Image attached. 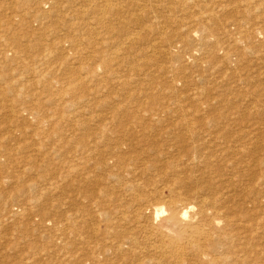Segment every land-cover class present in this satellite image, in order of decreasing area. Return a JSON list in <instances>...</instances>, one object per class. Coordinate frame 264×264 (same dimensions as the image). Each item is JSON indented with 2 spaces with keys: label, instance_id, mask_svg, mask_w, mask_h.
<instances>
[{
  "label": "rangeland",
  "instance_id": "rangeland-1",
  "mask_svg": "<svg viewBox=\"0 0 264 264\" xmlns=\"http://www.w3.org/2000/svg\"><path fill=\"white\" fill-rule=\"evenodd\" d=\"M0 0V264H119L120 262H122L123 264H127L129 262H127L126 260H122V257L120 256L119 254V251L117 250H114L113 251V248L112 249H109V250H104L105 249V246L106 245H109L110 243V240L108 239V242L106 240H103V236L100 235V234H95V236H93L94 234L92 233V231H94L93 229V225L92 223L95 222L93 219L92 216H88L86 214H81V213H87V210L91 207L90 205L93 203V201H95V197L96 196H99L97 197V200L95 201L97 203V205L100 204V202L104 199L106 200V202L102 201V203H107L106 206H107V210H110L112 211L111 213V216L113 215V219L111 217V220H108L105 221L103 220L102 218H100L101 220H103V222H100V224H98V229L100 232H102L101 230L104 228V226L106 225L105 222L108 224V227H113L114 229L120 227L121 230L122 229H126L128 225H131V224H134V221H129L131 220L132 218H134L135 214H136V210L135 208L138 210V221L144 223V222H149L147 219L149 217H151L153 215V211H154V206H155V203H158V204H162V205H165L166 209L169 208V200L176 198V196H172L171 193H174L178 190V191H181L183 194L186 195V193H188V191H190V193L192 191V195H196L198 196V194H200V196H205L206 195H209L208 193H210V191H212V188H214V192H211L210 194L212 193H216L218 191L224 193L225 190L228 191V193L231 194V192L233 193V189L236 191L233 193V196L234 198L230 197L226 203H228L229 207H230V210L232 213L231 214H239L240 218L241 219H246L247 217L251 220L252 219V222L249 223V227L251 228H247L248 231L250 232V235H249V238H250V241H249V245L250 243L252 245H254V250H257L259 251L258 255L256 256V261L255 262H251L249 261V258L243 256L239 259H235L236 262L235 264H264V86H262L264 84V69H262V67L264 68V50L262 51V53H257L256 55H254L253 53L254 52H249L251 54H248V51L245 50L246 53H243V49H241L242 45L240 44L239 42V35L236 33L237 31V25L236 23L238 24V21H239V18H241V16L243 15V13H240L239 10H240V7H243L247 5H253L252 3H256V2H260V1H263V0H246V1H242V0H208L206 1L205 0V3L209 6H206L205 9H204V18L203 21L201 22H198L197 21H193L192 23L188 22L186 24H183L181 26V28H179L181 34H186V29H188L189 31V35L191 34V37L194 38V43H193V40L190 42L189 41V37H187V39L185 38L183 40V38H180L178 37L179 39H181V41H183L185 44H183V42L181 44L182 47L184 46V50L181 49V44L179 46V48H173L170 50V46H169V43H164V42H161V38H160V35L159 34H163V33H166V34H169L171 35V38L174 39L172 41H178L179 39H176L175 37L173 36H181V35H178L177 33H179V31L176 30V33H175V29L180 27V25H176V23H169L167 24L168 26H166L167 28H165V26L163 25H159V23H157V21L155 20H148L147 16H144L142 18V22H140V24L138 23V21H132V20H125V21H122V20H119L116 15L118 13L119 10H117L118 8H116L115 6L117 5L118 2H115L116 0H111V4L108 5L107 7H105V12L103 13L102 10H100L103 14L106 15V18L105 16L103 17V14H101L100 16L103 17L104 21H96L98 22L101 26H105V27H101L99 24H96V25H92L90 23H86L88 20L87 17L89 14H82V18L78 15V14H81L83 12H85V10H90L91 11H97V13L99 12L97 9L95 10L94 8L92 9H88V8H81L79 9L80 7H84V6H80V4H69L68 1H61L60 4H56V5H51V4H46V3H43V4H40V3H36L38 0ZM28 1V2H27ZM33 1V3H32ZM161 1V2H160ZM166 1V2H165ZM170 1V0H168ZM177 1V0H176ZM175 0H172V2H170V5H172L173 7H176V9H179L181 10V8H178V7H181L182 6V9L186 8L187 11L191 10L193 12H196L199 10L198 6L197 5H194L195 1L197 2V0L193 1L192 3V0H178L177 2H180V3H176ZM184 1V3L182 2ZM191 1V2H190ZM78 2V1H77ZM163 2H164V5L165 3H167L169 5V3L167 2V0H153V3L155 4H158L157 7H158V11H163L164 9L163 8ZM175 2V4H174ZM244 2V3H243ZM27 5H26V4ZM31 3V5H30ZM64 5H63V4ZM68 3V4H67ZM113 3H114V6H113ZM172 3V4H171ZM186 3V4H185ZM166 4V6L168 7V5ZM180 6H179V5ZM183 4V5H182ZM205 4V5H206ZM60 5V6H59ZM61 5L63 7H61ZM69 6V7H66V6ZM75 5V6H74ZM162 5V6H160ZM188 6V7H183V6ZM247 5V6H248ZM59 6V7H58ZM78 6V7H76ZM89 6V5H88ZM112 6V7H111ZM118 6V5H117ZM222 6V7H221ZM264 6V5H263ZM65 7V9H64ZM75 7V8H74ZM87 7V5H86ZM191 7V9H190ZM46 9V8H49L46 9V10H42V9ZM54 8V9H52ZM58 8V9H57ZM69 8V9H68ZM198 8V9H197ZM218 8V9H216ZM224 8V9H223ZM263 9V7H261ZM260 8V9H261ZM52 9V10H51ZM57 9V10H55ZM79 9L80 12L83 11V12H79ZM109 9V10H108ZM161 9V10H159ZM197 9V10H196ZM210 9V10H208ZM238 9V10H237ZM27 10V11H26ZM41 10V12L39 11ZM64 12H67L68 10H71V11H68V12H71V13H64ZM167 10V8L165 9ZM206 10V11H205ZM223 10V11H222ZM26 11V12H25ZM49 12L47 14V12ZM109 11V13L107 12ZM116 11V12H115ZM137 11V10H136ZM190 11V12H191ZM208 11L210 13V15L212 16V18H210L208 15ZM221 13H220V12ZM36 12V13H35ZM53 12V13H51ZM62 12L65 14L63 15ZM77 12V13H76ZM120 12V11H119ZM216 12H217V15H216ZM238 12V13H237ZM246 12H250V11H245V14L244 16H248L247 14L249 13H246ZM253 12L254 14L256 12L254 11H251ZM43 13V14H42ZM51 13V14H50ZM61 13V14H60ZM76 13V14H75ZM192 13V12H191ZM213 13V14H212ZM219 13V14H218ZM68 14V15H67ZM70 14V15H69ZM72 14V15H71ZM76 16H75V15ZM108 14L109 16H111L109 18L110 22L108 21ZM113 14V15H112ZM179 14V12L177 13ZM181 14V12H180ZM208 14V15H207ZM221 14V15H220ZM240 14V15H239ZM36 15V16H35ZM41 15V16H40ZM46 15V16H45ZM55 15V16H54ZM57 15V16H56ZM62 18V21L59 20ZM77 15L79 17H77ZM240 17H239V16ZM250 15V14H249ZM43 16V17H42ZM51 16V17H50ZM53 16V17H52ZM66 16V17H65ZM69 16V17H68ZM71 16V17H70ZM87 16V17H86ZM141 16H142V13H141ZM222 16V17H221ZM237 16V17H236ZM56 17V18H55ZM212 19V20H209V18ZM220 19H218V18ZM35 18V19H34ZM51 18V19H49ZM72 18V19H71ZM74 18V19H73ZM220 20L221 22H218ZM246 18H250V17H246ZM40 24L39 23V21ZM49 19V20H48ZM66 19V21H64ZM68 19V20H67ZM79 21H78V20ZM146 19V20H145ZM218 23L219 26H216L217 23ZM238 19V20H236ZM35 20V21H34ZM53 20V21H52ZM73 20V22H71ZM80 22V26L82 27H78L79 24L78 22ZM116 20V21H115ZM28 21V22H27ZM38 21V22H37ZM48 21V22H46ZM60 21V22H59ZM69 21L71 23H69ZM83 21V22H81ZM107 21V22H106ZM133 22V24H135L133 26L132 23H129V22ZM148 21V23H146ZM205 21V22H204ZM208 21V22H207ZM215 21V22H214ZM51 22V24L49 23ZM59 22V23H58ZM63 23V24H60V23ZM67 24H66V23ZM102 22V23H100ZM122 22V23H121ZM123 22H126L123 24ZM136 22V23H135ZM146 24H144V23ZM150 22V23H149ZM214 22V23H213ZM231 22V23H230ZM26 23V24H25ZM28 23V24H27ZM56 25H53L52 24H55ZM65 23V24H64ZM73 23V25H72ZM75 23V24H74ZM86 23V24H85ZM104 23V24H103ZM128 23V24H127ZM138 23V24H137ZM143 23V28H145V30L143 28L140 29V26L142 25ZM197 23V24H196ZM205 23V25L203 26L202 24ZM25 24V25H24ZM45 24V25H44ZM60 24V25H59ZM70 24V26H69ZM85 24V25H84ZM108 24V25H107ZM112 24V25H111ZM117 24V26L119 25V28L115 25ZM123 24V25H122ZM127 24V25H125ZM132 24V25H131ZM154 24V25H152ZM161 24V23H160ZM171 24V25H170ZM211 24V26H210ZM215 24V25H214ZM40 25L42 27H40ZM49 25V26H47ZM59 27H58V26ZM63 25V26H61ZM65 25V26H64ZM74 26L73 28L71 27ZM87 25V26H86ZM90 25V26H88ZM111 25V27H110ZM130 25V26H128ZM140 25V26H139ZM189 25V26H188ZM195 25H196V29L199 30L200 27V31H198V34L194 35L192 32L193 28L195 29ZM44 26V27H43ZM47 26V27H46ZM77 26V27H76ZM86 26V28H85ZM124 26V27H123ZM133 26V29H131ZM155 26H157L159 28V30L162 29L161 32H158L156 30H152ZM165 28H163V27ZM187 28H186V27ZM214 26V27H213ZM38 27L40 29H38ZM57 27V28H55ZM64 27V29H63ZM67 27V28H65ZM71 27V28H69ZM84 27V29H83ZM95 27V29H91ZM99 29H98V28ZM110 27V28H108ZM126 27L128 28V30L126 29ZM131 27V28H130ZM137 27V28H136ZM149 27V28H148ZM152 27V28H151ZM199 27V28H198ZM14 28V29H13ZM43 28V30H41ZM89 28V29H88ZM125 28V29H123ZM161 28V29H160ZM174 28V29H173ZM186 28V29H185ZM207 28V29H206ZM210 28V29H209ZM213 28V29H212ZM45 29V30H44ZM48 29L49 30V35L48 34V31L46 30ZM58 29V30H57ZM69 29V32H67V30ZM78 29V30H77ZM91 29V30H90ZM115 29H118V30H115ZM136 29V30H135ZM139 29V30H137ZM150 29V30H149ZM171 30V31H168ZM211 30V32L209 30ZM236 29V30H235ZM26 30V31H25ZM57 30V31H56ZM65 30V31H64ZM72 30V31H71ZM75 30V31H74ZM105 30H110V31H105ZM119 30H122V31H119ZM127 30V32H126ZM132 30V31H131ZM164 30V31H163ZM184 30V31H182ZM213 30V31H212ZM226 32V35L224 36L223 33ZM6 31V33H4ZM10 31V34H7L9 33ZM56 33H54V32ZM60 31L62 32H67V33H61ZM125 31V32H124ZM133 31L135 33H133ZM191 31V32H190ZM202 31V32H201ZM219 31V32H218ZM61 34H60V33ZM80 33V34H76V33ZM82 32V33H81ZM92 32V34H91ZM103 32V33H102ZM107 32V33H106ZM122 32V33H121ZM124 32V33H123ZM132 32V33H131ZM145 32V33H144ZM149 32V33H148ZM215 32H218V33H215ZM232 32V33H231ZM234 32V33H233ZM17 33V34H15ZM44 33V34H43ZM51 33H54V34H51ZM89 33V35H88ZM106 33V34H105ZM115 33V34H114ZM129 33V34H127ZM146 34V35H143V34ZM154 35L151 37V34ZM6 34V35H4ZM12 34H15L12 35ZM58 34V37L57 36H53V35H57ZM60 34V35H59ZM66 37H65V35ZM68 34V35H67ZM83 34V35H82ZM91 34V35H90ZM135 34V35H134ZM161 34V35H162ZM176 34V35H174ZM180 34V33H179ZM204 34V35H203ZM207 34H212L211 36H208L210 38H207L205 39L203 36H207ZM12 35V36H11ZM18 35V36H17ZM23 35L25 37H23ZM64 35V36H63ZM120 35V37H119ZM134 35V37H133ZM143 35V37H141ZM148 35L149 38L147 37ZM222 35V38L219 37ZM8 36V37H7ZM60 36V37H59ZM69 36V37H67ZM74 36V37H73ZM78 36V37H77ZM89 37L88 39H86L87 37ZM93 36V37H92ZM123 36V38H122ZM138 36V37H137ZM156 36V37H155ZM224 36V37H223ZM229 36H234V37H229ZM5 37V38H4ZM14 37H17V38H14ZM20 37V38H19ZM23 37V38H22ZM119 37V38H118ZM131 39H129V38ZM133 37V38H132ZM145 37V40H147V42L143 39ZM147 37V38H146ZM203 37V38H201ZM14 38V39H13ZM27 38V39H26ZM29 38V39H28ZM32 38V40L30 39ZM34 38V40H33ZM60 38V39H59ZM77 38V39H76ZM82 38L81 40H78ZM91 38V39H90ZM102 38V39H101ZM152 38V40H151ZM160 38V42H159V39ZM201 38V39H200ZM221 38V39H220ZM228 38L230 40H228ZM21 39V41L19 40ZM76 39V40H75ZM128 39V40H127ZM149 39V40H148ZM205 39V40H203ZM234 39V40H233ZM238 39V40H237ZM7 40V42H6ZM10 40V42L8 41ZM19 40V41H17ZM24 40V41H23ZM27 40V41H26ZM29 40V41H28ZM49 40V41H48ZM54 40V41H53ZM75 40V41H73ZM92 40V41H91ZM121 40V41H120ZM143 40V41H140ZM155 40V41H154ZM218 40V41H217ZM232 40V41H231ZM262 40V39H260ZM73 43H72V42ZM83 41V42H82ZM88 41V43H87ZM89 41H91L92 43H90ZM97 41V42H95ZM128 41H130L128 43ZM132 41V42H131ZM150 41V42H149ZM157 41V42H156ZM189 41V42H188ZM210 41V42H209ZM217 41V42H216ZM227 41V43H226ZM20 42H24V43H20ZM34 42V43H33ZM38 42V44L36 43ZM41 42H44L41 43ZM48 42V43H46ZM51 42V43H49ZM62 42V43H61ZM82 42V43H81ZM102 42V43H101ZM124 42V44H123ZM146 44H145V43ZM197 44H196V43ZM221 44H220V43ZM228 42L230 43V45L228 44ZM233 42V43H232ZM239 42V43H237ZM264 40L261 41L260 43L258 44H263L264 45ZM6 43H9L8 46ZM12 43V44H11ZM14 43H17V44H14ZM26 43V44H25ZM29 43V44H27ZM32 43V44H31ZM77 43V44H76ZM93 43H96L95 45ZM117 43V44H116ZM133 43V44H132ZM152 43V44H151ZM205 43V44H204ZM235 43V44H234ZM236 43L238 45H236ZM19 44V45H18ZM31 44V45H30ZM47 44V45H46ZM48 44L50 46H48ZM53 44V45H52ZM63 44V45H62ZM71 44V45H70ZM93 44V45H91ZM105 44V45H104ZM137 44V45H136ZM155 44V45H153ZM195 44V46L193 45ZM207 44V45H206ZM226 44V45H225ZM36 45V48H34ZM38 45V46H37ZM44 45L45 47L47 48H44ZM55 45L58 47L56 48ZM60 47H59V46ZM75 45V46H73ZM89 45V46H88ZM97 45V46H96ZM141 47H139V46ZM153 45V46H152ZM157 45V46H156ZM197 45V47H196ZM202 45V46H201ZM206 45V46H205ZM211 45V46H210ZM233 47H232V46ZM12 46V47H11ZM20 46V47H19ZM22 46V47H21ZM26 46V48H25ZM72 46V47H71ZM79 46L81 48H79ZM88 46V47H87ZM96 46V47H95ZM100 48L98 49L97 47ZM102 46V47H101ZM108 46L110 48H108ZM134 46V47H133ZM155 46V47H154ZM187 46V47H186ZM200 46V47H198ZM205 46V47H204ZM213 46V47H212ZM215 46V47H214ZM222 46L223 48H220ZM228 47V48H225ZM230 46V47H229ZM238 46V47H237ZM240 46V47H239ZM19 47V48H18ZM28 47V48H27ZM31 47V48H30ZM66 49H65V48ZM76 47V48H74ZM83 47V48H82ZM94 47V48H93ZM133 47V48H131ZM139 47V48H138ZM196 47V48H194ZM203 47V48H202ZM11 48V49H9ZM25 48V49H23ZM33 48V49H32ZM54 48V49H52ZM61 50H60V49ZM71 48V49H70ZM74 48V50L72 49ZM102 48H105V49H102ZM113 48V49H112ZM131 48V49H130ZM156 48V49H154ZM190 48V50H189ZM205 48V49H204ZM262 48V46H261ZM3 49V50H2ZM29 49V50H28ZM50 49V50H49ZM57 49V50H56ZM63 49V50H62ZM65 49V50H64ZM77 49L79 50H82L80 52L82 53H85V54H81L80 52H78L77 54ZM95 49V51H92V50ZM112 49V50H111ZM125 49V50H124ZM134 49V50H133ZM153 49V50H152ZM179 49V50H177ZM188 49V50H187ZM193 49V50H192ZM215 49V50H213ZM227 49V50H226ZM228 49H232L233 51L230 52L228 54ZM238 50L239 52L237 53ZM241 49V50H240ZM28 50V53H26V51ZM35 50V51H34ZM46 50V51H44ZM60 50V51H59ZM73 50V51H72ZM88 50V54L87 52H84ZM100 50V51H99ZM129 52H127V51ZM130 50L133 52H130ZM138 50V51H136ZM182 50V51H180ZM202 50V51H201ZM207 50V51H205ZM213 52H212V51ZM3 51V52H2ZM6 51V52H5ZM9 51V52H7ZM22 51V52H21ZM24 51V52H23ZM30 51V53H29ZM40 51V52H39ZM48 51V53L46 54V52ZM49 51H52L49 52ZM67 55L65 52H67ZM71 51V52H69ZM99 51V52H97ZM163 51V52H162ZM175 51V53H174ZM193 51V52H192ZM206 53H204V52ZM242 51V52H241ZM5 52V53H4ZM33 52V53H32ZM43 52V53H42ZM54 52V53H53ZM93 52V53H92ZM96 52V53H94ZM101 55H99V53H101ZM107 52V53H105ZM127 52V53H125ZM135 52V55L138 57L135 59V55H132L134 54ZM141 52V53H140ZM143 52V53H142ZM156 52V53H155ZM161 52V53H160ZM165 52V53H164ZM168 52V53H167ZM181 54H180V53ZM236 54H235V53ZM4 53V54H3ZM35 53V54H34ZM39 53V55H38ZM70 53V54H69ZM75 53V54H73ZM106 54L104 56V54ZM167 53V54H166ZM170 53L172 55H170ZM234 53V54H233ZM3 54V55H2ZM34 54V55H33ZM50 54V55H49ZM52 54V55H51ZM61 54V55H60ZM77 54V55H76ZM98 54V56L95 55ZM119 54V55H118ZM128 55L126 57V55ZM142 57H141V55ZM175 54L178 55V58H179V55H180V58H176L175 57ZM206 54V55H205ZM238 54V55H237ZM242 54V55H240ZM246 54V55H245ZM248 54V55H247ZM263 54V55H261ZM24 55L26 56V58L24 57ZM27 55H28V58H27ZM73 55V56H72ZM103 55V57H101ZM209 55V56H208ZM16 59H14L15 57ZM22 58H21V57ZM33 56V58H32ZM37 56V57H36ZM48 56V58H46ZM81 56V57H80ZM92 56V57H90ZM109 56V58H108ZM115 56V57H114ZM122 56V57H121ZM132 59H130V62L129 61V58L130 57ZM182 56V57H181ZM227 56V57H226ZM245 56V57H244ZM263 56V57H262ZM31 60H30V58ZM50 57V59H49ZM67 57V58H66ZM80 57V58H79ZM101 57V58H100ZM125 57L127 59H125ZM158 57V58H157ZM257 57H259L261 60L263 59V63L262 64H257L258 66H254L253 68L249 69L248 66L249 65H255L254 62H251L254 58L256 60H260V59H257ZM3 58V59H2ZM10 58V59H9ZM20 58L22 60H20ZM42 60H41V59ZM45 58V59H44ZM77 58L79 59L80 63H77L78 60ZM90 58V59H89ZM97 58V59H96ZM99 58V59H98ZM103 58V59H102ZM106 58L110 59V60H106ZM119 58V60H118ZM121 58V59H120ZM134 58V60H133ZM183 58V59H181ZM215 58V61L213 60ZM253 58V59H251ZM25 61H24V60ZM28 59V60H27ZM33 59H37V60H33ZM49 59V60H48ZM72 59V61H71ZM74 59V60H73ZM81 59V60H80ZM96 60V61H93ZM147 59V60H146ZM237 59V60H236ZM239 59H241V62L239 61ZM244 59V60H243ZM251 59V61H250ZM16 60V61H15ZM40 60V63H37L38 61ZM89 60H91L89 62ZM102 60V61H101ZM123 60V62H122ZM127 60V61H126ZM243 60V61H242ZM5 61V64H3ZM23 61V62H22ZM37 61V62H36ZM43 61V62H41ZM48 61H49V64H48ZM68 61V63H66ZM71 63H70V62ZM105 61V63L103 62ZM10 62V63H8ZM18 62V63H17ZM37 63V64H33V63ZM88 62V63H87ZM94 62V63H93ZM102 62V64H101ZM113 62V63H112ZM120 62V63H119ZM133 62H137L138 64H136L138 67L136 68V65L133 64ZM140 62V63H139ZM156 62V63H155ZM240 62V63H239ZM257 62V61H256ZM32 65H31V64ZM75 65H73V64ZM76 63V64H75ZM87 63V64H86ZM104 63V64H103ZM110 63V64H109ZM131 63V64H130ZM164 63V64H163ZM237 63V64H236ZM242 63V66H239L240 64ZM10 64V65H9ZM43 64H45V66L43 67ZM72 66H71V65ZM93 64V66H92ZM118 64L124 66V67H121L120 65L118 66ZM149 64V65H148ZM152 64V66L150 65ZM248 66H247V65ZM27 65V67H26ZM31 65V66H30ZM63 65V66H62ZM69 68H67L66 66ZM69 65V66H68ZM78 65V66H77ZM90 65V66H88ZM96 65L97 69L94 68V66ZM110 65V66H108ZM129 65V66H128ZM135 65V66H134ZM216 65L217 67L219 66L217 69H216ZM236 65V66H235ZM246 65V66H244ZM8 66V67H7ZM16 66V67H15ZM25 68H24V67ZM29 66L32 68V67H38V68H32L34 70H32L31 68H29ZM41 66V67H40ZM59 66V68H57ZM102 66V67H100ZM106 66V67H105ZM127 66V67H126ZM156 66V68H155ZM177 66V67H176ZM230 66V67H229ZM13 67L15 69H13ZM46 67V68H45ZM55 67V68H54ZM64 67V69L62 68ZM65 67L67 69H65ZM89 67V68H88ZM93 67V69L91 68ZM158 67V68H157ZM239 67V68H238ZM242 69H241V68ZM251 67V66H249ZM261 67V69L259 68ZM11 68V69H10ZM22 71H20L19 70ZM22 68V69H21ZM48 68V69H47ZM112 68V69H111ZM123 68V69H122ZM125 68V69H124ZM128 68V69H127ZM130 68V69H129ZM150 68V69H149ZM171 68H173L171 70ZM221 68V69H220ZM7 69V70H6ZM38 69V71H37ZM91 71H90V70ZM104 69V70H102ZM108 69V70H107ZM115 70V71H112V70ZM134 70V71H131ZM137 71H136V70ZM144 69H146V72ZM154 69V70H153ZM166 69V70H165ZM249 72H252V75L251 73ZM259 69V70H257ZM23 70H28L31 75H29V72L27 71H23ZM40 70V71H39ZM43 70V71H42ZM48 70V71H47ZM98 70V71H97ZM108 72V74H106V71ZM110 70V71H109ZM128 70V71H127ZM142 70V71H141ZM149 70V71H148ZM151 70V71H150ZM158 70V72H157ZM168 70V71H167ZM217 70V71H216ZM220 70V71H219ZM244 72V74L241 72ZM244 70V71H243ZM259 72L256 73L257 71ZM46 71V72H45ZM112 71V73H111ZM118 71V72H117ZM122 71H124L122 73ZM131 71V72H129ZM139 71V72H138ZM217 74H216V72ZM11 72V73H10ZM19 72V73H18ZM37 72V73H36ZM92 74H91V73ZM98 72V74H97ZM102 75H100V73ZM110 72V73H109ZM117 73L116 77L114 76L115 73ZM127 72V73H126ZM129 72V74H128ZM137 73L138 75H135L134 73ZM223 72V73H222ZM263 72V73H262ZM14 73V75H13ZM25 73V74H24ZM28 73V75H27ZM43 73H46L45 75H43ZM94 73V75H93ZM105 73V74H104ZM133 73V74H132ZM146 73V74H145ZM153 73V74H151ZM220 73V75H219ZM233 73V74H232ZM234 73H240V75H244V78H249V77H252L253 79H255L258 75H261L262 78L260 77H257L258 80L260 81L258 84L259 87H261V89L255 85L252 86V84L249 85V81H241L239 82L238 80L239 79H236L238 78L239 76L236 74L234 76ZM22 74V75H21ZM37 74L38 77H36L35 75ZM39 74V75H38ZM43 78L42 77V75ZM121 74H122V77H121ZM132 74V75H131ZM151 74V75H150ZM216 74V76H214ZM231 74V75H230ZM250 74V75H249ZM257 76H256V75ZM9 77H8V76ZM13 75V76H12ZM17 75L19 76H25V78L23 77H17ZM49 75V76H48ZM89 75V76H88ZM125 75V76H124ZM171 76L170 78V82L168 81V76ZM222 77H218V76H221ZM242 75V76H243ZM247 75V76H246ZM3 76H5L6 78H4ZM29 76V77H28ZM54 76V77H53ZM97 76V77H96ZM99 76V77H98ZM103 76V77H102ZM105 76V79H103ZM132 77V79H129L131 82V84L129 83V80L128 78ZM139 78H138V77ZM173 76V77H172ZM226 80H225V78ZM234 79H233V77ZM256 76V77H255ZM12 77V78H11ZM15 77V78H14ZM31 77V79H29ZM37 80H34L35 78ZM40 77V79H39ZM42 77V78H41ZM63 77V79H61ZM67 77V78H66ZM124 77V78H123ZM136 77V78H134ZM210 77V81L208 80ZM215 77V78H214ZM4 78V79H3ZM19 78V79H18ZM28 78V79H27ZM48 78V80H46ZM50 78V80H49ZM52 78V79H51ZM56 78H58L56 80ZM65 78V79H64ZM102 78V79H101ZM109 78V79H108ZM118 78V80L116 79ZM119 78L121 80H119ZM148 78V79H147ZM153 78V79H152ZM216 80H214V79ZM218 78V79H217ZM221 78V79H220ZM224 78V79H223ZM2 79V81H1ZM14 79V80H12ZM20 80L19 82L22 83L21 86L20 84H17L18 80ZM48 81V83L45 81ZM54 79V81H53ZM68 79V80H67ZM70 79V80H69ZM107 79V81H106ZM114 79V81H113ZM135 79V80H134ZM166 81H165V80ZM175 79V80H174ZM213 79V81H212ZM238 82V84L236 83V80ZM31 80V81H30ZM34 80V81H33ZM52 80V83L50 84ZM55 80H56V83H55ZM63 80V82L61 81ZM72 80H75V81H72ZM78 80V81H77ZM106 81L109 85H104ZM110 82H109V81ZM116 80V81H115ZM138 80V82H137ZM148 80V81H147ZM174 80V81H173ZM219 80V81H218ZM220 80H222V82H224V86H223V83L220 82ZM234 80V81H232ZM5 81V82H4ZM8 81V82H7ZM10 81V82H9ZM22 81V82H21ZM25 81H28V82H25ZM30 81V82H29ZM58 81V83H57ZM128 81V82H127ZM135 81V83H134ZM212 81V83H211ZM18 82V83H19ZM25 82V83H24ZM32 82V83H31ZM38 82V83H37ZM72 82V85L70 84ZM74 82H78L76 84H74ZM124 82V83H123ZM127 84H126V83ZM142 82V84H141ZM150 84H149V83ZM152 82V83H151ZM217 82V84H215ZM222 85L220 87V84ZM248 84H247V83ZM9 83V84H7ZM12 83V84H11ZM16 83V84H15ZM35 83V85H33ZM45 83V85H44ZM47 83V84H46ZM63 83V84H62ZM66 83V84H65ZM84 87H83V85ZM113 83V85L111 84ZM121 83V84H120ZM149 84V86L146 85ZM202 83V84H201ZM234 85H233V84ZM246 83V84H245ZM6 84V85H5ZM58 84V85H57ZM65 84V85H64ZM69 88H68V86ZM154 84V85H153ZM157 84V85H155ZM219 84V86H218ZM262 84V85H261ZM13 85V86H12ZM23 85V86H22ZM44 86V87H41V86ZM57 85V86H56ZM79 85V87H78ZM82 85V86H81ZM100 85H104L103 88L102 86ZM115 85V88H112L114 87ZM119 85V86H118ZM129 85V86H127ZM152 85V86H151ZM214 85V86H213ZM229 86L230 89H228ZM231 85H233L231 87ZM237 85V86H235ZM245 85V86H243ZM15 86H17L18 88H16ZM36 87V89L34 87ZM38 86V87H37ZM49 86V87H48ZM53 86V87H52ZM64 86V87H63ZM72 86V87H71ZM99 86L100 88H95ZM126 86V88H125ZM147 86L148 88V91L146 90L147 88L145 87ZM159 86V87H158ZM219 89H218V87ZM235 86V87H234ZM6 87V88H5ZM13 87H15L16 89H18V92L17 90L14 88V91L12 90ZM21 87V88H19ZM33 89H31V88ZM46 87L48 90H46ZM58 89L59 91H54L53 93V89ZM55 87V88H54ZM81 87V88H80ZM86 87H87V90H89L87 92L86 90ZM125 89H123V88ZM151 87V88H149ZM162 89H161V88ZM203 87V88H201ZM214 89H213V88ZM226 87V88H225ZM256 87V88H255ZM11 88V89H10ZM28 88V89H26ZM30 88V89H29ZM45 88V89H44ZM94 90H93V89ZM110 88V89H108ZM118 88V89H117ZM154 88H157L155 91ZM222 88V89H221ZM225 88V89H224ZM259 88V89H258ZM7 89V91H6ZM24 89V90H23ZM35 89V90H34ZM62 89V90H61ZM74 91H73V90ZM79 89V90H78ZM81 89H83V91H81ZM90 89H91V93L90 95L88 94L90 92ZM102 89V91H101ZM108 90L110 95L112 96L111 99H110V95L108 94ZM143 89L145 91H143ZM153 89V90H151ZM160 89L162 92H160ZM213 89V91H212ZM219 91H218V90ZM221 89V90H220ZM258 89V91L255 92V90ZM29 90V92H28ZM37 90V92H36ZM68 90V91H66ZM77 90V91H76ZM93 90V91H92ZM100 90V91H99ZM107 92H105V91ZM118 93H116L115 91ZM122 90V91H121ZM153 92H151V91ZM197 90V92H196ZM207 90V91H205ZM216 90V91H215ZM228 90V91H227ZM7 92V95H6V92ZM9 91V92H8ZM16 91V92H15ZM35 91V94H33ZM44 91V93L42 92ZM46 91H49L46 92ZM66 91V94L64 93ZM78 91H80L78 93ZM86 91V92H85ZM97 91V93L100 95L98 96V94L95 92ZM125 91V92H124ZM195 91V93H194ZM205 91V92H203ZM209 91V92H208ZM211 91V93H210ZM217 91L219 93H217ZM27 92V93H26ZM47 94H46V93ZM71 92H74L73 94H77L76 95H72ZM77 92V93H76ZM81 92H83L82 94H80ZM105 92V96H109V97H105L103 95V93ZM147 92V93H145ZM158 92V93H156ZM203 92V93H202ZM255 92V93H254ZM257 92H259L257 94ZM5 93V94H4ZM18 93V95H17ZM20 93V95H19ZM27 95H26V94ZM32 93V94H30ZM135 94V97L133 96ZM197 93V95H196ZM210 93V94H209ZM42 96H45L46 97H49V98H46L49 100L48 103H46L47 101L45 100V98L41 97ZM50 96H49V95ZM96 94V95H95ZM116 94V95H115ZM133 94V95H132ZM139 94V96H138ZM163 94V95H161ZM191 94V95H190ZM195 97H194V95ZM199 94V96H198ZM205 94V95H204ZM209 94V95H208ZM238 94V95H237ZM257 94V95H256ZM262 94V95H260ZM23 95V96H21ZM26 95V96H25ZM32 97H31V96ZM55 95V96H54ZM66 97H65V96ZM80 95H83L80 97ZM103 95V96H102ZM122 95V96H121ZM129 95H131L130 97H128ZM201 95V96H200ZM204 95V96H203ZM218 95V96H217ZM251 95V96H250ZM253 95V96H252ZM3 96V97H2ZM21 98H20V97ZM38 98H36V97ZM85 96V97H84ZM89 99H88V97ZM92 96V97H91ZM123 97V98H120ZM133 96V97H132ZM163 96V97H162ZM216 96V97H215ZM224 98H222V97ZM244 96V98H243ZM250 96V97H249ZM255 96V97H254ZM31 99H30V98ZM41 97V98H39ZM63 97V98H62ZM65 97V98H64ZM77 97V98H76ZM84 98L83 100H80L81 98ZM96 97V100L94 99ZM197 97V99H196ZM205 97V98H204ZM208 97H209V100H208ZM216 98L217 101H215V99L212 101V99ZM253 97V98H251ZM257 97V98H256ZM26 98V99H25ZM28 98V99H27ZM52 98L54 100H52ZM58 98V100H57ZM60 98V99H59ZM68 98V99H66ZM70 98V100H69ZM103 98V99H102ZM118 98V99H117ZM129 98V99H127ZM136 98H140L139 100L137 99L136 102L134 99ZM212 98V99H210ZM218 98V99H217ZM227 98V101L226 99ZM236 100H235V99ZM249 98V100H248ZM30 99V100H29ZM51 99V100H50ZM63 99L65 101V103H67L69 101V103L71 104H67L69 107H67L66 104H64L63 102ZM87 99V100H86ZM93 99V101H92ZM103 101L100 103V100ZM110 99V100H109ZM133 99V101H132ZM168 99V102H165L167 101ZM207 99V100H204ZM231 99H233V101H231ZM249 101H247V100ZM32 100V101H31ZM34 100V101H33ZM41 100V101H40ZM75 100V101H74ZM79 100V101H78ZM90 100V101H89ZM95 100V101H94ZM171 100V101H170ZM202 100V101H201ZM256 100V101H255ZM27 101V102H26ZM36 101V102H35ZM38 102H40L39 104H41L42 107H40L38 104H36ZM45 101V102H44ZM56 101V103H55ZM60 101L62 103H60ZM67 101V102H66ZM74 101V103H73ZM80 101H83V102H80ZM85 101V102H84ZM87 101V102H86ZM89 101V102H88ZM108 101H111V102H108ZM128 103H127V102ZM131 101V103H130ZM164 101V102H163ZM174 101V103H173ZM200 101V102H199ZM207 101V102H206ZM212 101V102H211ZM215 101V102H214ZM247 101V102H246ZM261 103H260V102ZM24 102V103H23ZM31 102V103H30ZM43 102V104H42ZM52 102V103H51ZM79 102V103H78ZM108 102V103H106ZM113 102V103H112ZM161 102H163L161 104ZM172 102V103H171ZM198 102V103H197ZM203 102L205 104H203ZM210 102V103H209ZM77 103V104H75ZM85 103V104H84ZM96 103H100L99 105L101 106H97ZM153 103V104H152ZM169 104L167 106V104ZM192 103V104H191ZM197 103V104H196ZM208 103V105L210 104V106L206 105ZM215 103V104H214ZM217 103V104H216ZM31 104V106H30ZM34 104L35 107H33L32 105ZM53 104V105H52ZM63 104V105H62ZM80 104V105H79ZM87 104V105H86ZM92 104H93V107H92ZM106 104V105H105ZM107 104H110L107 106ZM123 104V105H122ZM148 104V105H147ZM150 104V105H149ZM157 104V106H156ZM165 104L164 106H162L160 108L161 105ZM171 104V105H170ZM29 105V107H28ZM36 105H38L39 107H37ZM65 105V106H64ZM74 105H76L75 107H73ZM79 105V106H78ZM82 105V106H81ZM90 107H89V106ZM96 105V108L95 106ZM122 105V106H121ZM130 105V106H129ZM140 105L142 107H140ZM201 105V106H199ZM204 105V106H203ZM213 105V106H212ZM217 105V107H216ZM65 108H64V107ZM71 106V107H70ZM87 106V107H86ZM107 106V108H106ZM119 108H118V107ZM126 106V107H125ZM128 106V107H127ZM146 106V107H144ZM151 106H152V110L155 108L153 111L151 110ZM166 106V109L163 108ZM180 108H179V107ZM190 106V107H188ZM196 106V107H195ZM207 106L209 108H207ZM24 107V108H23ZM31 107V108H30ZM58 107V109H57ZM60 107V108H59ZM73 107V108H72ZM78 107V110L79 108H83L84 109H80L77 113L75 112L76 109ZM126 109H124V108ZM145 110L142 111L144 108ZM186 108L183 109L182 108ZM197 107L199 109H197ZM219 107V108H218ZM21 108H23V111L22 112ZM25 108H26V111H25ZM42 108V109H41ZM61 108H62V111H61ZM68 108V109H66ZM87 108V109H86ZM90 108L93 110H90ZM113 108V109H112ZM139 108V109H138ZM142 108V109H141ZM195 108L199 111L197 112H201L204 117L201 115L202 114H199L197 112H195ZM205 108V109H204ZM215 108V109H214ZM32 109V111H31ZM58 111H57V110ZM66 109V110H65ZM71 109V110H70ZM95 109V111H94ZM104 109V110H102ZM108 111H107V110ZM109 109L111 110H114L112 111V115H110L111 111H109ZM116 109H118L117 111H115ZM121 111H120V110ZM162 109V111L164 112L165 110V113H163L162 111L160 112L159 110ZM207 109V110H206ZM212 109V111H211ZM37 110V111H35ZM41 110V111H39ZM43 110L45 112H43ZM63 110L68 111L66 114L65 112H63ZM73 110H75L73 113H71ZM83 110V112H82ZM86 112H85V111ZM88 110V112H87ZM99 110V111H98ZM103 111V114H102V111ZM157 110V111H156ZM172 110V111H170ZM194 110V111H193ZM11 111V112H10ZM47 111V112H46ZM71 111V112H70ZM120 111V112H118ZM124 111V112H123ZM137 111V112H136ZM147 111V113H146ZM149 111V112H148ZM158 115H157V113ZM10 112V113H9ZM15 112V114L13 113ZM22 112V113H21ZM30 112V113H29ZM36 112V113H35ZM42 112V114H41ZM55 112V113H53ZM63 112V113H62ZM91 112V113H89ZM96 114H95V113ZM101 112V113H99ZM106 114H105V113ZM108 112V113H107ZM122 112V113H121ZM138 112L140 113V115L138 114ZM152 112V113H151ZM161 114H160V113ZM208 113L207 114H205ZM211 112V113H210ZM18 113V114H17ZM70 113V114H68ZM77 115H76V114ZM92 113H94L92 115ZM116 113V114H115ZM122 115H121V114ZM149 113V114H148ZM151 113V114H150ZM187 113V115H186ZM189 113V114H188ZM9 114V115H7ZM25 114V115H24ZM45 114H48V115H45ZM54 114V115H53ZM58 116H57V115ZM64 114V116H63ZM83 114V115H81ZM91 114V115H89ZM107 116H105V115ZM108 114V115H107ZM119 114V115H118ZM145 114V115H144ZM153 114V115H152ZM155 114V115H154ZM164 114V115H163ZM169 114V115H168ZM193 114V116H192ZM21 115V116H20ZM27 115V116H26ZM49 115L54 118L52 119L51 117H49ZM62 115V116H60ZM67 117H66V116ZM70 115V116H69ZM97 115L99 117V119L97 118ZM101 117H100V116ZM104 115V118L102 117ZM110 115V116H109ZM114 115H115V118H114ZM139 115V116H137ZM145 117H144V116ZM150 115V116H149ZM157 115V116H156ZM190 117H189V116ZM206 115V116H205ZM13 116V118H12ZM16 116V118L14 119V117ZM26 116V117H24ZM34 116V117H33ZM38 116V117H37ZM41 116H42V121L41 120ZM45 116V117H43ZM47 116V118H46ZM53 116H56V117H53ZM74 116V117H73ZM79 117L76 119V117ZM81 116V117H80ZM83 116V117H82ZM91 116V117H90ZM95 116V118H94ZM147 116H149L148 118L149 119H152V120H147ZM156 116V117H155ZM160 116V117H159ZM166 116V117H164ZM168 119L166 120L165 118ZM185 116V117H183ZM187 116V117H186ZM196 116V117H194ZM222 116H226V117H223L225 118V122H223L222 120ZM23 117V118H22ZM36 117V118H35ZM49 117V118H48ZM64 119H63V118ZM106 117V118H105ZM111 117V118H110ZM118 117H121L120 119ZM136 117V118H134ZM138 117V118H137ZM140 117H144V119L140 118ZM152 117V118H151ZM155 117V118H154ZM192 117V118H191ZM211 117V118H210ZM214 117V118H213ZM217 119H216V118ZM238 117V118H237ZM19 118V119H18ZM33 118V119H32ZM40 118V119H39ZM58 118V119H57ZM59 118H61L62 120H60ZM69 118V120H68ZM84 119L83 121L81 120ZM89 119L88 121L86 119ZM91 118V119H90ZM97 118V120H94V119ZM117 118V120H115ZM134 118V119H133ZM155 120H154V119ZM163 118V119H162ZM185 118V119H183ZM47 119L49 122H47ZM66 119V120H65ZM72 119V120H71ZM100 119H102V123L105 124V125H102V123L98 124V125H95L96 123H99L101 122ZM107 119V120H106ZM111 119H113V124H112V121ZM121 123H120V121ZM126 121H131L128 123ZM140 119L141 122H140ZM157 119V120H156ZM188 119V120H187ZM217 121H216V120ZM221 119V120H220ZM229 119V121H227ZM18 120V121H17ZM31 120V121H30ZM42 121L43 123L41 124L40 122ZM55 120V121H54ZM65 120V121H64ZM77 120V121H76ZM94 120V121H93ZM99 120V122H98ZM104 120V121H103ZM108 122H106V121ZM144 120V121H143ZM154 120V121H153ZM159 120V121H158ZM164 120V122H163ZM184 120V121H183ZM209 120V122H207ZM219 120V121H218ZM17 121V123H16ZM28 121V122H27ZM36 121V122H35ZM40 123H38V122ZM59 123H58V122ZM83 123H81V122ZM85 121H87L85 123ZM124 123L126 124V126H135L130 128L129 126V130L127 128H124V129H121L122 127L119 126L120 124ZM148 121V122H146ZM153 121V123H152ZM156 121V122H155ZM186 121H199L198 123L202 126H199V124H197L195 127L197 128H201L203 130H210L209 133H211V135L213 136H210V138H214V136L216 135V133L220 134V133H223L224 136H221L218 138V140L215 142L217 144H220L219 146H225L226 143H228L227 145L230 146V147H233L234 146V142H239L238 144L240 145H243L241 147H243V149H245V151H242V150H239L240 152H238V154L235 156L236 158L235 159H231V156H232V152H224L225 154L223 155L221 149L223 148H219L220 149V153L222 154V156L224 158H222L221 154L219 153V149L218 147L216 148V152H214V150H212V152H214V154L212 155V153H210L209 156L210 158L207 159V162H204L206 161L205 159H198V158H194V159H191L192 157V153H191V144L192 142H197L198 139L195 138V139H187L186 136H184L183 134H181L183 132V129H185V127L183 128V124L182 123H186ZM206 121V122H205ZM216 121V122H215ZM222 121V125H221V122ZM247 121V122H246ZM35 122V123H34ZM51 122V123H50ZM61 122V124H60ZM77 122V123H76ZM79 122V123H78ZM91 122V123H90ZM94 122V123H93ZM126 122V123H125ZM134 122V123H133ZM136 122V123H135ZM140 122V123H139ZM146 122V123H144ZM179 122H181L180 124H178ZM201 122V123H200ZM203 122H205V125L203 124ZM238 122V123H237ZM251 122V124L249 123ZM254 122V124H252ZM28 123V124H27ZM31 123V124H30ZM38 123V124H37ZM48 123V124H47ZM50 123V124H49ZM58 123V124H57ZM64 123V124H63ZM93 123V124H92ZM111 123L112 126H109ZM118 123V124H117ZM128 123V124H127ZM133 123V124H132ZM139 123V124H137ZM152 126V128L150 127V125ZM154 123H155V127H154ZM208 123V125L206 124ZM210 123V124H209ZM213 123V124H212ZM215 123V124H214ZM233 123V125H232ZM243 123V124H242ZM257 123V124H256ZM45 124V125H44ZM70 124V125H69ZM71 124L73 126H71ZM78 124L80 126H78ZM90 126H89V125ZM92 124V125H91ZM115 124V125H114ZM117 124V127H114L116 126ZM145 124V125H144ZM161 124H163L164 126H162ZM169 124H172L169 125ZM212 124V126H211ZM224 124V125H223ZM231 126H229V125ZM241 124V125H240ZM256 124V125H255ZM13 125V126H12ZM34 125V127H32ZM39 127H38V126ZM43 125V126H42ZM64 125V126H63ZM75 125V127H74ZM108 125V126H107ZM114 125V126H113ZM144 125V127H143ZM148 125V126H147ZM168 125V128H164V127H167ZM175 127V130H174V127ZM178 125V126H177ZM180 125H182L180 127ZM204 125V126H203ZM216 125V126H214ZM226 125V129L228 130H224V131H228V132H223V126ZM240 125V126H239ZM255 125V126H253ZM15 126V127H14ZM31 126V128H30ZM61 126V127H60ZM66 126V127H65ZM68 126V127H67ZM92 126V127H91ZM98 126V127H97ZM103 126V127H102ZM104 126H106V129L104 128ZM140 126V127H139ZM147 126V127H145ZM161 126V127H159ZM177 126V127H176ZM221 126V127H220ZM238 126V127H237ZM251 126L254 128H251ZM28 127V128H27ZM41 127H43V130L45 131H42L41 130ZM64 127V128H63ZM77 127V128H76ZM89 127V128H87ZM101 127V128H99ZM111 127V128H110ZM120 127V130L118 132H125V131H129V133H133L134 134V137L132 138V142H133V145L131 144V148H128L130 150L128 151H125L129 156L133 157V161L135 160L134 165H133V168H132V172L131 174H128L126 175L127 177H125V179L129 178L134 181V184H132L133 182L130 181V179L126 180V181H129L127 182L126 185H128V189L127 187L124 189V187L122 188V186H120L121 183H123V181H117L116 184L115 179H112V178H109V181L112 183H110L109 181L106 182V179H100L98 181H94L93 183L91 181H86L85 180H90L92 178H97L99 179L98 177L102 178L104 174L103 171H98L97 169L94 168V166L92 167H86L85 166V162L83 161L85 158H83V160L81 159V163L80 161H77V159L74 157V151L72 150V147L74 146V142H76V139H74L75 136H78V135H90L92 138H96L99 139V138H102V135L100 134H103L105 131H109L108 133H110L111 130H113V128H118ZM138 127V129H137ZM142 127V128H141ZM172 127V128H170ZM209 127V128H208ZM211 127V128H210ZM38 128V129H37ZM46 128V129H45ZM69 128V129H68ZM79 128V129H78ZM86 128V130H85ZM92 128V129H91ZM97 130H96V129ZM140 128V129H139ZM149 128V129H148ZM156 128V129H155ZM159 128V129H158ZM177 128V129H176ZM180 128V129H179ZM183 128V129H182ZM218 129L220 128L221 130H214V129ZM231 128V129H230ZM239 128H242V129H239ZM247 128V129H246ZM34 129V130H33ZM36 129V130H35ZM75 129V130H74ZM80 129L82 131H80ZM89 129V130H88ZM103 129V130H102ZM111 129V130H110ZM133 129V131H132ZM151 129V131H150ZM161 129H162V133H161ZM168 129V130H166ZM173 131L174 133H172L173 135H171L170 131ZM25 130V131H24ZM28 130V131H26ZM30 130V133H27L29 132ZM41 130V131H40ZM61 130V131H60ZM67 130H69L70 132H68ZM74 130V131H73ZM78 130V131H77ZM91 131H94L93 133L90 132ZM131 130V131H130ZM137 130V131H136ZM141 132H140V131ZM147 130V131H146ZM156 130V131H155ZM178 130V132L175 133V131ZM206 130V131H207ZM214 130V131H213ZM231 130V132H230ZM16 131V132H14ZM35 131V133H34ZM39 131V132H38ZM76 131V132H75ZM84 131V132H83ZM88 131V132H87ZM99 131V132H98ZM148 131L150 133H148ZM168 132V136H167V132ZM182 131V132H181ZM205 131V132H206ZM207 131V133H208ZM33 132V133H32ZM55 132V133H54ZM61 132V133H60ZM66 132L68 134H66ZM75 132V133H74ZM82 132V133H80ZM87 132V134H86ZM103 132V133H101ZM135 132L137 133L136 136H135ZM145 134H144V133ZM158 132V134H157ZM166 132V133H165ZM214 132V133H213ZM216 132V133H215ZM220 132V133H219ZM230 132V133H229ZM23 133V134H22ZM43 133V134H42ZM49 133V134H48ZM54 135H53V134ZM57 133V135H56ZM61 135H60V134ZM90 133V134H88ZM95 133V134H94ZM106 133V132H105ZM126 133V132H125ZM128 133V132H127ZM154 133L157 135H154ZM213 133V134H212ZM227 133V134H226ZM229 133V134H228ZM52 134V135H51ZM66 134V135H65ZM74 134V135H73ZM147 134V135H146ZM152 136H150V135ZM179 134V135H178ZM181 134V135H180ZM215 134V135H214ZM42 135V137H40ZM44 135V136H43ZM47 137H46V136ZM50 135V136H49ZM93 135V136H92ZM140 135V137L138 136ZM161 135V138L160 136ZM177 137H175V136ZM225 135H230L229 136V140H230V137H231V141L227 140V136L225 137ZM233 135V136H232ZM239 135H240V138H239ZM251 135V136H250ZM165 136V137H164ZM170 137L167 139V137ZM181 136V137H179ZM184 136V137H183ZM238 138H237V137ZM243 136V137H241ZM53 137V138H52ZM99 137V138H98ZM139 137V138H138ZM141 137H145L143 139L145 140H142V143H139V139ZM149 137V138H148ZM150 137H153V138H150ZM155 137V138H154ZM166 138L162 141V138ZM224 139H223V138ZM233 137V138H232ZM236 137V140H234V138ZM16 138V139H15ZM47 138V139H46ZM52 138V139H51ZM56 138V139H55ZM137 138V139H136ZM184 138V141L187 142V140L189 141L188 143L182 141ZM257 138V139H256ZM12 139V140H11ZM53 140V141H50ZM73 141H71V140ZM142 139V138H141ZM140 139V140H141ZM156 139V140H155ZM172 139V140H170ZM175 139H177L176 141H174ZM182 139V140H181ZM239 139V141H237ZM242 139V140H241ZM40 140V141H39ZM55 140V141H54ZM66 140H69V142H66ZM75 140V141H74ZM100 140V139H99ZM134 140V141H133ZM147 140V144L145 143ZM167 142H166V141ZM191 140V141H190ZM192 140H195V141H192ZM220 140V141H219ZM223 140V141H222ZM226 140V141H224ZM241 140V141H240ZM6 141V142H4ZM30 144H28L29 142ZM50 141V142H49ZM151 141V142H150ZM153 141H154V144H153ZM156 141V142H155ZM170 141V142H168ZM172 141H174L172 143ZM180 141L186 143L185 144V147L187 146L188 148H190L188 150V148L186 149L187 151L185 150H182V148L180 147L181 143ZM201 141V139H200ZM200 141H198L199 143H196L195 145L196 148L199 146L200 144ZM214 141V140H213ZM42 142H43V145H42ZM166 142V143H164ZM178 143V146H177V143ZM220 142V143H219ZM223 142V144H222ZM9 143V144H8ZM16 143V144H15ZM144 143V144H143ZM153 145H152V144ZM157 143V144H156ZM169 143V144H168ZM180 143V144H179ZM184 143H182V146H183V149H185L184 147ZM203 143V144H202ZM200 144V148H205L206 146H208V143L206 142V144L204 145L205 142H202ZM212 144L214 142H211ZM225 143V144H224ZM233 143V144H232ZM236 143V144H237ZM15 144V145H14ZM19 144H21L20 146H18ZM26 147H25V145ZM35 144V145H34ZM71 144L72 147H69ZM140 144V146H137L136 148V145ZM143 144V145H142ZM168 144V145H166ZM175 144V145H174ZM210 144V143H209ZM231 144V145H230ZM235 144V145H236ZM237 144V147H239V145ZM17 145V146H16ZM24 145V146H23ZM69 145V146H68ZM98 145V144H97ZM100 146H103L102 143L99 144ZM144 145H146L145 148ZM5 146V147H4ZM41 146L42 149H41ZM133 146V147H132ZM150 146V147H149ZM153 149H150L149 151V148H152ZM155 146V147H154ZM158 146V149L156 150ZM165 147L167 148V153H166V149L162 150V147ZM169 146L171 151L168 150L169 149ZM173 146H176V150L177 152H173L175 149L173 148ZM205 146V147H204ZM227 146V147H228ZM7 147V148H6ZM14 147V148H12ZM19 147V148H18ZM23 147V148H22ZM30 147V148H28ZM36 147V148H35ZM45 147V148H44ZM179 147H180V150H179ZM6 150L4 151L3 150ZM6 148V149H5ZM20 148H22V151L20 150ZM24 148H28L26 150H24ZM140 148L139 152H138V149ZM143 148V149H141ZM210 148H213V146H211ZM18 149V150H17ZM41 149V151H40ZM71 149V152L67 153V150ZM147 149V150H146ZM173 149V151H172ZM3 150V151H1ZM9 150V152H7ZM247 150V151H246ZM18 151H21V152H18ZM35 151V152H33ZM37 151V152H36ZM146 151V152H145ZM190 151V152H189ZM6 154H5V153ZM12 152V153H11ZM142 152V153H141ZM159 152V153H158ZM164 152V154H161V153ZM171 152V153H169ZM183 152V153H182ZM185 152V153H184ZM31 153V154H30ZM36 153V154H35ZM71 153V154H70ZM73 153V154H72ZM91 153L89 151V153L87 154V156H91ZM125 153V154H126ZM138 153L139 154V157L138 155L134 156V154ZM230 153V154H229ZM69 156H68V155ZM132 154V155H131ZM167 154V155H166ZM185 156H184V155ZM190 154V155H188ZM3 155V156H2ZM5 155V156H4ZM9 155L11 156V158L9 157ZM15 157H14V156ZM70 155H73V158L72 156ZM82 155H85V154H82ZM166 155V157H164ZM183 155V156H182ZM186 155L190 158V160H188L186 157ZM217 155H218V158H217ZM225 155H227L225 157ZM230 155V156H229ZM7 156V157H6ZM88 156V157H89ZM230 158H229V157ZM13 157V158H12ZM70 157V158H69ZM86 157V156H85ZM87 157V158H88ZM135 157V158H134ZM141 157V158H140ZM213 157V158H212ZM8 158V159H6ZM72 158V159H71ZM86 158V159H87ZM181 158V159H179ZM214 158H217L214 160ZM70 159V160H68ZM220 159V160H219ZM225 159V160H224ZM66 160V161H65ZM140 160V161H139ZM168 160V161H167ZM172 160V161H170ZM183 161L184 163L185 162H189L191 161L192 163H186L188 167H186V165L183 163L181 164L180 161ZM188 160V161H187ZM212 160L213 162L215 161V163H212ZM217 160H218V163H217ZM234 160L237 162H234ZM167 161V162H165ZM196 161V162H195ZM200 161V162H199ZM201 161L202 164H201ZM220 161V162H219ZM226 161V162H225ZM228 161H231V163L234 164L232 165L230 162V164L228 163ZM3 162V163H2ZM67 162V163H66ZM71 162V163H70ZM83 162V164H82ZM140 162V163H139ZM165 162V164H164ZM172 162V164L170 163ZM177 163L178 162V165L177 164H173V163ZM201 167H199V164ZM210 163L208 164V167L210 165V169L207 168V163ZM223 162V163H221ZM2 163V164H1ZM80 163V164H79ZM135 163H138V164H135ZM142 163V164H141ZM146 163V164H145ZM153 163V165H152ZM198 164V165H195ZM204 163V164H203ZM205 163H206V166H205ZM248 163V164H247ZM66 164V165H65ZM69 164V165H68ZM79 164V166H78ZM141 164V165H140ZM214 166H213V165ZM220 164V165H218ZM227 164V165H226ZM29 165V166H28ZM166 165V166H165ZM172 165V166H171ZM176 165V167H175ZM184 167H181V166ZM185 165V166H184ZM192 165V166H191ZM212 165V166H211ZM215 165H217V167L215 168ZM222 165V167H221ZM228 167V169L225 168V166ZM230 165V166H228ZM69 167V168H66V167ZM75 166H77L75 168ZM84 166V168H83ZM136 166H138V168H136ZM143 166V167H142ZM152 166V167H151ZM170 166V167H168ZM198 166V167H197ZM203 166V167H202ZM205 166V167H204ZM220 166V167H218ZM71 167V168H70ZM186 167V168H185ZM232 167V168H230ZM86 168V169H85ZM89 170H88V169ZM181 168V170L179 169ZM188 168V169H187ZM199 168V172L197 171V169ZM219 170H218V169ZM85 169V170H83ZM139 169V171H138ZM186 169V170H185ZM192 169V170H191ZM202 169V170H201ZM208 169V170H206ZM97 170V171H96ZM135 170V171H133ZM201 170V172H200ZM217 170V172H216ZM224 171V175L222 173V171ZM90 172L92 171V175L90 177H84V176H87L88 173L87 172ZM194 171V172H193ZM204 171V174H202ZM206 171V173H205ZM86 172V174H84ZM136 174H135V173ZM181 172V173H180ZM183 172V173H182ZM208 172H211V173H208ZM70 173V174H69ZM97 173V174H96ZM200 173V174H199ZM214 173V174H213ZM193 174V175H192ZM210 174V175H209ZM216 174H221V178H226L227 176L229 177H233L235 180H233V184H226L227 181L225 182V184L223 185H226L224 186V188H220V187H223L221 185V181L219 182L217 175ZM8 175V176H7ZM191 175V176H190ZM205 175V176H204ZM209 175V176H208ZM216 175V176H215ZM227 175V176H225ZM199 176V177H197ZM8 180H6L5 179ZM9 179H8V178ZM207 177V180L205 179ZM209 177V179H208ZM212 177V179L210 178ZM236 177V178H235ZM86 178V179H85ZM90 178V179H89ZM198 178V180H197ZM203 178V179H202ZM215 178V180H214ZM221 178L219 180H221ZM5 179V180H4ZM13 179V181H12ZM85 179V180H84ZM186 179V180H185ZM16 182H15V181ZM46 180V181H45ZM73 180V181H72ZM76 180V181H74ZM84 183H83V181ZM108 180V179H107ZM200 180V181H199ZM203 183H202V181ZM12 181V182H10ZM47 183H45V182ZM78 181V182H77ZM80 181V182H79ZM93 181V180H92ZM138 181V182H137ZM141 181V182H140ZM175 181V182H174ZM182 181V182H181ZM187 183V184H185ZM191 181V183L189 182ZM195 181V183H194ZM218 183H217V182ZM241 183H240V182ZM243 181V182H242ZM246 181V182H245ZM9 182V184H8ZM75 182V183H74ZM88 182H90L88 184ZM106 182V183H105ZM125 182V181H124ZM136 182V183H135ZM165 182V183H164ZM167 182V183H166ZM170 182V183H169ZM174 182V183H173ZM198 182H201V183H198ZM223 182V181H222ZM238 182V183H237ZM11 183V184H10ZM12 183H15V184H12ZM34 183L36 185H34ZM53 183V184H51ZM78 183V184H77ZM86 184L85 185H82V184ZM107 183H110V184H107ZM120 183V184H118ZM179 185V186H177ZM180 183V184H179ZM185 184L186 186H191V187H188V189H186V186H182V184ZM194 183V184H193ZM228 183H232V182H228ZM241 185H240V184ZM246 183L244 186H242V184ZM48 184V186H47ZM142 184V185H141ZM192 184V185H191ZM197 184V185H195ZM207 188H203V186L201 187V185ZM209 184V186H208ZM221 185L220 187L217 185ZM236 185L237 188H235V186L233 185ZM30 185V186H28ZM34 185V186H33ZM100 185V186H98ZM114 185V186H113ZM131 185V186H130ZM137 185V186H135ZM144 185V186H143ZM167 185V186H166ZM176 187H175V186ZM195 185V186H193ZM200 185V186H199ZM206 185V186H205ZM216 185V186H215ZM229 185V186H228ZM47 186V187H45ZM76 186V187H75ZM80 186V188H79ZM89 188H88V187ZM108 186V187H107ZM111 186V187H109ZM120 186V187H119ZM125 186V185H124ZM174 186V187H173ZM197 186V187H196ZM216 190L215 189V187ZM27 187V188H26ZM49 187V188H48ZM51 187V189H50ZM83 187V188H82ZM88 188V191L87 189H84V188ZM94 187V188H93ZM119 187V188H117ZM130 187V188H129ZM140 189H139V188ZM160 187V188H159ZM162 187V188H161ZM171 187L172 189L174 188V191L171 190ZM179 187H182V188H179ZM183 187L185 188L183 190ZM201 187V188H200ZM33 188V190H32ZM65 188V190H64ZM74 188V189H73ZM76 188V189H75ZM105 188V189H104ZM110 190V192L108 191V189ZM111 188V189H110ZM118 190H117V189ZM120 188L122 190H120ZM133 188V190H132ZM177 190H176V189ZM191 188V189H190ZM195 188V189H194ZM200 188V189H198ZM228 188H230V190H227ZM232 188V190H231ZM241 188V189H240ZM50 189V190H49ZM78 189V190H77ZM83 189V190H82ZM92 191H91V190ZM95 189V190H94ZM98 189V190H97ZM100 189H104V192H102V190ZM117 190L119 192V195H116L118 194L117 191H113V190ZM126 189H127V193H126ZM142 189V190H141ZM169 189V190H168ZM181 189V190H180ZM222 189V190H221ZM44 190V191H43ZM49 190V191H48ZM70 190V191H69ZM76 190V191H75ZM81 191L80 194H83L80 196L79 192ZM132 190V191H131ZM137 193H136V191ZM164 190V191H163ZM188 190V191H187ZM196 190V191H195ZM205 190V191H204ZM224 190V191H223ZM241 190V191H240ZM36 191V192H35ZM73 191V192H72ZM98 191V193H97ZM101 191V195L104 197H101V195L99 194V192ZM125 191V193L123 192ZM129 191V193H128ZM143 191V192H142ZM163 191V192H162ZM173 191V192H172ZM199 191V192H198ZM204 194H203V192ZM44 194H43V193ZM84 192V193H83ZM86 192V194H85ZM88 192V193H87ZM90 192V193H89ZM95 192V193H94ZM135 192V193H134ZM141 192V193H140ZM186 192V193H185ZM208 192V193H206ZM99 195H97V194ZM121 193V194H120ZM125 195H123V194ZM134 193V194H133ZM139 193V194H138ZM165 193V194H163ZM237 193V195H236ZM239 193V195H238ZM250 193V194H249ZM41 194V195H39ZM91 194V195H90ZM105 194V195H104ZM129 196H128V195ZM132 194V195H131ZM168 194V195H166ZM221 194V193H220ZM247 194V195H246ZM84 195L87 197V199L84 198ZM94 195V196H93ZM116 195V196H114ZM121 195V196H120ZM134 195V196H133ZM191 194L188 193L187 196H189ZM242 195V196H241ZM42 196V197H41ZM46 196V197H45ZM61 196V197H60ZM73 198H72V197ZM77 196V197H76ZM78 196L80 198H78ZM114 198H113V197ZM125 196V197H124ZM129 198H128V197ZM133 196V197H132ZM142 198H140V197ZM237 196V197H236ZM39 197V198H38ZM89 197V199H88ZM107 197V198H106ZM112 200V202L115 203V209H114V203L111 202L110 198ZM122 197V198H121ZM125 199H124V198ZM130 197H132L130 199ZM167 198L166 200H164L163 198ZM199 197V196H198ZM246 199H245V198ZM253 197V198H252ZM30 198V199H29ZM115 198L117 200H115ZM128 198V200H127ZM135 198V199H134ZM140 198V199H139ZM144 198V199H143ZM188 198V197H187ZM237 198V201H235ZM250 198V199H248ZM255 198V199H254ZM38 199V200H36ZM69 199V200H68ZM85 199V200H84ZM121 199V200H120ZM143 199V200H141ZM147 199V200H146ZM46 200V201H45ZM115 200V201H114ZM129 200H131L129 202ZM139 200V202L137 201ZM142 202H141V201ZM153 200V201H152ZM162 200V201H161ZM241 200V201H240ZM250 200V201H249ZM251 200H253L251 202ZM33 201V202H32ZM45 201V202H44ZM50 201V202H49ZM67 201V202H66ZM75 201V202H74ZM81 201V202H80ZM90 201V202H89ZM100 201V202H99ZM137 203H135V202ZM233 201V202H232ZM245 201V202H244ZM31 204H30V203ZM65 202V203H64ZM70 202V204L68 203ZM88 202V203H87ZM112 204H111V203ZM119 202V204H118ZM131 202H134L135 205L132 207L130 206L129 204ZM146 202V203H145ZM149 202V203H148ZM162 202V203H161ZM167 202V203H166ZM232 202V203H231ZM242 202V203H241ZM39 203V204H38ZM48 203V204H47ZM62 203V204H60ZM77 203H78V206H77ZM109 203V204H108ZM134 203H131L132 205ZM225 203V204H226ZM231 203V204H230ZM239 203V204H238ZM244 203V205H243ZM69 204L67 207L66 205ZM121 204V206L119 207V205ZM238 204V205H237ZM242 204V205H240ZM27 205V206H26ZM37 205V206H36ZM49 205V206H48ZM71 205L75 206V207H71ZM96 205V206H97ZM113 205V207H112ZM127 205V207L125 206ZM143 205V206H142ZM144 205H147V206H144ZM233 205V206H232ZM236 205V206H235ZM241 208H240V206ZM246 205V207H245ZM63 208H62V207ZM66 208H65V207ZM87 206V207H86ZM96 206H94L92 204V208L91 209H94ZM111 206V207H110ZM124 208H123V207ZM131 208H130V207ZM138 208H137V207ZM79 207V209H78ZM109 207V209H108ZM126 207V208H125ZM150 207V208H149ZM235 209H233V208ZM236 207H239L240 209L238 210ZM21 208V209H20ZM47 208V209H46ZM82 208V209H81ZM88 208V209H87ZM117 208V209H116ZM146 208V209H145ZM149 208V209H148ZM67 209V211H66ZM73 211H71V210ZM78 209V211H77ZM119 209H121L122 213H125L123 215H121L122 213L119 211ZM133 210V213H132V210ZM143 209V210H141ZM148 209V210H147ZM232 209V210H231ZM242 209V211H241ZM60 210V211H59ZM63 212H62V211ZM67 212V216L64 217V215H66V213L64 212ZM70 210V211H69ZM82 210V212H81ZM86 210V212H85ZM135 210V211H134ZM141 210V211H140ZM24 211H26V213H24ZM51 211V212H49ZM84 211V212H83ZM91 211V210H90ZM143 211V212H142ZM228 211V212H229ZM239 211V212H238ZM47 212V213H46ZM49 212V213H48ZM62 212V214H61ZM71 212V213H70ZM79 212V214H78ZM81 212V213H80ZM115 212V213H114ZM132 214H130V213ZM15 213V215H14ZM17 213V214H16ZM61 215H60V214ZM117 213V214H116ZM121 213V214H120ZM248 213V214H247ZM47 216L45 217L44 215ZM52 214V215H51ZM89 214V212H88ZM144 215V216H141V215ZM150 214V216H149ZM152 214V215H151ZM25 215V216H24ZM51 215V216H49ZM63 215V217H62ZM79 215V216H78ZM116 215V216H114ZM126 215V216H124ZM131 217H129V216ZM148 215V216H147ZM244 215V216H243ZM29 216V217H28ZM69 216V217H68ZM78 216V218H77ZM82 216V217H81ZM50 217V218H49ZM58 217V218H57ZM62 217V218H61ZM73 217V218H72ZM76 217V218H75ZM85 217L87 219H85ZM116 217H121V221L119 219H117ZM145 217V218H144ZM238 217V218H239ZM45 218V219H44ZM75 218V219H74ZM80 218V221L78 220ZM83 218V219H82ZM92 218V219H90ZM248 218L246 220H248ZM47 219V221H43ZM68 220V222L66 220ZM72 219V220H71ZM85 219V220H84ZM117 219V220H116ZM144 219V220H143ZM55 220V221H54ZM64 220V221H63ZM70 220V221H69ZM89 220V221H88ZM92 220V221H91ZM115 220V221H113ZM127 222L125 223L124 222ZM54 221V222H53ZM120 221V223L118 222ZM123 221V222H122ZM45 222V223H44ZM66 224L64 225L63 224ZM73 224H72V223ZM86 222V223H85ZM90 222V224H89ZM122 222V223H121ZM129 222V223H128ZM254 222V223H253ZM61 223V224H60ZM111 223V224H110ZM77 224V225H76ZM87 224V225H86ZM114 226H113V225ZM116 224V225H115ZM128 224V225H127ZM145 224H149V223H145ZM50 227H48V226ZM53 225V226H52ZM63 225V227H62ZM92 227H91V226ZM118 225V226H117ZM127 225V226H126ZM258 225L257 227L255 226V228H253L254 226ZM34 226V227H33ZM48 228H47V227ZM56 226V227H54ZM58 226V227H57ZM65 226V227H64ZM76 226V227H75ZM33 229H32V228ZM53 227V228H52ZM63 230H61V228ZM75 227V228H74ZM88 227V229H87ZM56 228V229H54ZM65 228V229H64ZM89 228H91L89 230ZM254 230H253V229ZM46 229L48 230V232L46 231ZM51 229V230H50ZM54 229V230H53ZM59 229V230H58ZM112 229L113 231L111 232L112 234H114L113 232H115V230ZM29 230V231H28ZM56 230V231H55ZM68 230V232H67ZM120 230V229H119ZM150 231H144V232H149V233H152L154 232V230L149 229ZM35 231V232H34ZM54 231V232H53ZM90 231V232H88ZM59 232V233H58ZM70 232V233H69ZM74 232V233H73ZM99 232V233H100ZM143 232V233H144ZM53 233V234H52ZM62 233V234H61ZM67 233V234H66ZM69 233V235H68ZM82 233V234H81ZM141 232H137V237L140 239V237L142 238V233L140 234ZM51 234V235H49ZM65 234V235H64ZM78 234H81V235H85L86 237L84 238H80L78 236ZM112 234L111 237H112ZM252 234V235H251ZM254 234L256 235V237L254 236ZM259 234V235H258ZM48 235V236H47ZM67 235V236H66ZM83 235V236H84ZM90 235V236H88ZM100 235V236H99ZM102 236V237H101ZM109 236V235H108ZM106 235V237H108ZM57 237V239H56ZM72 237V238H71ZM79 237V238H77ZM93 237V238H92ZM101 239H100V238ZM254 237V238H253ZM23 238V239H22ZM45 238V239H44ZM109 238V237H108ZM80 239V241H79ZM59 240V241H58ZM88 240V241H87ZM104 243H103V241ZM74 241H78V242H74ZM85 241V243H84ZM101 241V243H100ZM253 241V242H252ZM45 242V243H44ZM56 244H55V243ZM64 242V243H63ZM87 242V244H86ZM93 242V243H92ZM256 242V243H255ZM79 243V244H78ZM89 243V244H88ZM256 245H255V244ZM62 244V245H61ZM101 244V245H99ZM78 245V246H77ZM75 246V247H74ZM53 247V248H52ZM55 247V248H54ZM74 247V248H73ZM104 247V248H103ZM70 249V250H69ZM57 251V252H56ZM123 251V250H122ZM125 252V251H124ZM87 253V254H86ZM69 256H68V255ZM130 254V253H129ZM127 254V256H129L130 260L132 259L131 258V255ZM65 255V256H64ZM57 256V257H56ZM73 256V257H72ZM77 256V258H76ZM105 256V257H104ZM109 256V257H108ZM46 257V258H45ZM66 259H65V258ZM71 257V258H70ZM93 257V258H92ZM60 258H63V260H60ZM88 258V259H86ZM95 258V259H94ZM119 258V259H118ZM48 259V261H47ZM52 259V260H51ZM59 259V260H58ZM81 259V260H80ZM84 259V260H82ZM128 259V261H130ZM51 260V261H50ZM66 260H68L66 262ZM121 260V261H120ZM259 260V262L257 261ZM61 261V263H60ZM64 261V262H63ZM73 261V262H72ZM83 261V262H82ZM89 261V262H88Z\"/></svg>",
  "mask_w": 264,
  "mask_h": 264
},
{
  "label": "bare ground",
  "instance_id": "bare-ground-1",
  "mask_svg": "<svg viewBox=\"0 0 264 264\" xmlns=\"http://www.w3.org/2000/svg\"><path fill=\"white\" fill-rule=\"evenodd\" d=\"M24 1H26V0H24ZM23 1V2H24ZM30 1V0H29ZM61 1L62 0H38L36 3H40V4H43V3H46V4H51V5H58V4H60L61 3ZM63 1H66V0H63ZM68 1V3L69 4H71V3H73V4H80V6H84V7H80L79 9H81V8H88V9H92V8H94L95 10L97 9L99 12L97 13V11H91L90 12V10L88 11V10H85V12H83V11H81V12H83V13H81L80 12V10L79 9H77V10H79V12L81 13V14H78L81 18H82V14H89L88 15V17H87V19L88 20H86L87 22L86 23H90L91 24V26L92 25H96V24H99L98 22H96V21H104V19H103V17L105 16V18H106V15L105 14H103L104 12H105V7H107L108 5H110L111 3V0H67ZM78 1V2H77ZM114 1V0H113ZM176 1V0H175ZM178 1V0H177ZM176 1V3H180V2H177ZM193 1H195V0H192V3H193ZM206 1H208V0H206ZM243 1V0H242ZM244 1H246V0H244ZM28 2V1H27ZM115 2H118L117 3V5L115 6L116 8H118L117 10H119L118 11V13H117V15H116V17L119 19V20H122V21H125V20H132V21H138V23L140 24V22L139 21H143L142 20V18L144 17V16H147V18H148V20H155V21H157V23H159V25H163V26H165V28H167L166 26H168L167 24H169V23H176V25H180V27H178V28H176L175 29V33H176V30L177 31H179V33H177L178 35H181V36H173V37H175L176 39H179L178 37H180V38H183V40L186 38L187 39V37H189V41L191 42L194 38H192L191 37V34L189 35V31H188V29H186L187 31H186V34H181V32H180V30H179V28H181V26L183 25V24H186L188 21L189 22H193V21H197V23L198 22H201V21H203V19H205L204 18V9H205V7L206 6H208L206 3H205V0H197V2L195 1L194 3V5H197L198 6V8H199V10L198 11H196V12H193V11H191V10H189V11H187L186 10V8H184V9H182V6L181 7H178V8H181V10H179V9H176V7H173L172 5H170V2H172V0H170V1H168L167 0V2L169 3V5L167 4V3H165V5H164V2H163V8L162 9H164L165 7L167 8V10H163V11H158V7H157V5L158 4H155V3H153V0H116ZM161 2V1H160ZM166 2V1H165ZM183 3H184V1H182ZM191 2V1H190ZM32 3H33V1H32ZM67 3V4H68ZM244 3V2H243ZM26 4V3H25ZM63 4V3H62ZM166 4L168 5V7L166 6ZM172 4V3H171ZM174 4H175V2H174ZM186 4V3H185ZM206 4V5H205ZM253 5L251 6V5H248V3H247V5L246 6H244L243 5V7H240V10H239V12L240 13H243V15L241 16V18H239V21H238V24L236 23V27H237V31H236V33L239 35V42H240V44L242 45V47H241V49H243V53H246L245 52V50H249L248 51V54H251V53H249L250 51L251 52H254L253 54L254 55H256L257 53H262V51L264 50V45L261 43V44H258V43H260L261 41H263L264 40V0L263 1H260V2H256L255 4L254 3H252ZM27 5V4H26ZM30 5H31V3H30ZM56 5V6H57ZM64 5V4H63ZM86 5H87V7H86ZM89 5V6H88ZM162 5H160V6H162ZM179 5V4H178ZM183 5V4H182ZM60 6V5H59ZM58 6V7H59ZM66 6V5H65ZM75 6V5H74ZM113 6H114V3H113ZM180 6V5H179ZM55 7V6H54ZM61 7H63L62 5H61ZM66 7H69V6H66ZM76 7H78V6H76ZM112 7V6H111ZM183 7H188L187 5L185 6H183ZM209 7V6H208ZM222 7V6H221ZM261 7H263V9L261 8ZM56 8V7H55ZM70 8V7H69ZM68 8V9H69ZM75 8V7H74ZM197 8V9H198ZM261 8V9H260ZM46 9H48L49 10V8H46ZM46 9H42V10H46ZM52 9H54V8H52ZM51 9V10H52ZM58 9V8H57ZM57 9H55V10H57ZM64 9H65V7H64ZM102 10L103 11V13L100 11V10ZM190 9H191V7H190ZM196 9V10H197ZM216 9H218V8H216ZM224 9V8H223ZM82 10V9H81ZM109 10V9H108ZM137 10V11H136ZM159 10H161V9H159ZM208 10H210V9H208ZM219 10V9H218ZM238 10V9H237ZM250 11V12H246V13H249V14H247L248 16H244V14H245V11ZM27 11V10H26ZM25 11V12H26ZM39 11V10H38ZM50 11V10H49ZM63 11V10H62ZM68 11H71V10H68ZM64 12V13H71V12ZM192 13H191V12ZM206 11V10H205ZM223 11V10H222ZM221 11V12H222ZM251 11H254V12H256L255 14L253 13V12H251ZM39 12H41V10L39 11ZM47 12V11H46ZM62 12V14L63 15H65L64 13ZM108 13H109V11H107ZM116 12V11H115ZM179 12V14H177ZM180 12H181V14H180ZM220 12V11H219ZM220 12V13H221ZM36 13V12H35ZM49 12H47V14H48ZM51 13H53V12H51ZM50 13V14H51ZM77 13V12H76ZM75 13V14H76ZM141 13H142V16H141ZM208 13H209V17L211 16L210 15V13H211V11L209 12L208 11ZM238 13V12H237ZM43 14V13H42ZM61 14V13H60ZM74 14V15H75ZM101 14H103V17H101L102 15ZM213 14V13H212ZM219 14V13H218ZM68 15V14H67ZM70 15V14H69ZM72 15V14H71ZM77 15V17H79ZM101 15V16H100ZM113 15V14H112ZM216 15H217V12H216ZM221 15V14H220ZM240 15V14H239ZM238 15V16H239ZM36 16V15H35ZM41 16V15H40ZM46 16V15H45ZM55 16V15H54ZM57 16V15H56ZM60 16V15H59ZM76 16V15H75ZM108 16H109V14H108ZM43 17V16H42ZM51 17V16H50ZM53 17V16H52ZM61 17V16H60ZM66 17V16H65ZM69 17V16H68ZM71 17V16H70ZM111 16H109L108 17V21L110 22V20H109V18H110ZM208 17V18H209ZM222 17V16H221ZM237 17V16H236ZM240 17V16H239ZM246 17H250V18H246ZM56 18V17H55ZM62 18L63 17H61V19H59V20H61L62 21ZM210 18H212V16L210 17ZM208 19V21L209 20H212V19H214V18H212V19ZM218 18V17H217ZM216 18V19H217ZM35 19V18H34ZM49 19H51V18H49ZM48 19V20H49ZM72 19V18H71ZM74 19V18H73ZM83 19V18H82ZM216 19H215V21H216ZM218 19H220V18H218ZM218 19H217V21H218ZM68 20V19H67ZM78 20V19H77ZM76 20V21H77ZM80 20V19H79ZM78 20V21H79ZM146 20V19H145ZM188 20V21H187ZM236 20H238V19H236ZM35 21V20H34ZM38 21H39V19H38ZM37 21V22H38ZM40 21H41V19H40ZM40 21H39V23H40ZM53 21V20H52ZM64 21H66V19L64 20ZM77 21V22H78ZM116 21V20H115ZM187 21V22H186ZM207 21V22H208ZM214 21V22H215ZM217 21H216V23H217ZM28 22V21H27ZM46 22H48V21H46ZM60 22V21H59ZM58 22V23H59ZM71 22H73V20L71 21ZM70 21H69V23H71ZM81 22H83V21H81ZM107 22V21H106ZM129 22V21H128ZM205 22V21H204ZM213 22V23H214ZM218 22H221L220 20L218 21ZM50 24H51V22H49ZM66 23V22H65ZM64 23V24H65ZM68 23V22H67ZM66 23V24H67ZM84 23V22H83ZM85 23V24H86ZM100 23H102V22H100ZM122 23V22H121ZM124 23H126V22H123V24ZM129 23H132L133 24V22H129ZM136 23V22H135ZM137 23V24H138ZM144 23V22H143ZM143 23H142V25L140 26V29L141 28H143L142 26H143ZM146 23H148V21L146 22ZM146 23H144V24H146ZM150 23V22H149ZM161 23V24H160ZM196 23V24H197ZM231 23V22H230ZM26 24V23H25ZM24 24V25H25ZM28 24V23H27ZM41 24V23H40ZM43 24V23H42ZM41 24V25H42ZM60 24H63L62 22L60 23ZM59 24V25H60ZM75 24V23H74ZM78 24H79V26L78 27H82V26H80V22H78ZM84 24V25H85ZM104 24V23H103ZM122 24V25H123ZM128 24V23H127ZM127 24H125V25H127ZM131 24V25H132ZM199 24V23H198ZM202 24V23H201ZM40 25V27H42ZM45 25V24H44ZM53 25H56V23L55 24H52V26ZM72 25H73V23H72ZM71 25V27L73 28L74 26H72ZM100 25V24H99ZM108 25V24H107ZM112 25V24H111ZM111 25H110V27H111ZM135 24H133V26H134ZM147 25V24H146ZM152 25H154V24H152ZM171 25V24H170ZM203 26L205 25V23H203L202 24ZM215 25V24H214ZM47 26H49V25H47ZM46 26V27H47ZM58 26V25H57ZM61 26H63V25H61ZM65 26V25H64ZM69 26H70V24H69ZM87 26V25H86ZM86 26H85V28H86ZM88 26H90V25H88ZM97 26V25H96ZM101 26V25H100ZM103 26V25H102ZM101 26V27H102ZM106 26V25H105ZM105 26H103V27H105ZM116 26H117V24L115 25V27L114 28H116ZM128 26H130V25H128ZM133 26H132V28L131 29H133ZM136 26V25H135ZM148 26V25H147ZM162 26V27H163ZM189 26V25H188ZM206 26V25H205ZM210 26H211V24H210ZM216 26H219L218 25V23H217V25ZM44 27V26H43ZM50 27V26H49ZM59 27V26H58ZM71 27H69V28H71ZM77 27V26H76ZM110 27H108V28H110ZM118 28H119V25L117 26ZM124 27V26H123ZM169 27V26H168ZM172 27V26H171ZM171 27H169V28H171ZM183 27V26H182ZM206 27H208V26H206ZM214 27V26H213ZM55 28H57V27H55ZM65 28H67V27H65ZM75 28V27H74ZM73 28V29H74ZM98 28V27H97ZM129 28V27H128ZM128 28L126 27V29L128 30ZM137 28V27H136ZM149 28V27H148ZM152 28V27H151ZM164 28V27H163ZM164 28V29H165ZM199 28V27H198ZM14 29V28H13ZM38 29H40L39 27H38ZM63 29H64V27H63ZM83 29H84V27H83ZM89 29V28H88ZM91 29H95V27H93V28H91ZM90 29V30H91ZM99 29V28H98ZM123 29H125V28H123ZM144 30H145V28H143ZM161 29V28H160ZM174 29V28H173ZM200 29H201V27H200ZM200 29L199 30H197L196 29V25H195V29L193 28L192 30V32H194L193 34L194 35H196V34H198V31H200ZM207 29V28H206ZM210 29V28H209ZM208 29V30H209ZM213 29V28H212ZM41 30H43V28L41 29ZM45 30V29H44ZM47 31H48V34L47 35H49V30L48 29H46ZM58 30V29H57ZM56 30V31H57ZM78 30V29H77ZM96 30V29H95ZM115 30H118V29H115ZM127 30H126V32H127ZM136 30V29H135ZM137 30H139V29H137ZM150 30V29H149ZM154 31V30H156L157 32H158V34H159V32H161L162 31V29L161 30H159V28L157 27V26H155L153 29H151V31ZM172 30V29H171ZM171 30H169L168 29V31H171ZM236 30V29H235ZM26 31V30H25ZM65 31V30H64ZM72 31V30H71ZM75 31V30H74ZM105 31H107V30H105ZM108 31H110V30H108ZM107 31V32H108ZM119 31H122V30H119ZM132 31V30H131ZM152 31V32H153ZM164 31V30H163ZM182 31H184V30H182ZM210 32H211V30H209ZM213 31V30H212ZM54 32V31H53ZM61 33H67V32H69V29L67 30V32H62V31H60ZM59 32V33H60ZM106 32V33H107ZM111 32V31H110ZM125 32V31H124ZM123 32V33H124ZM136 32V31H135ZM134 31H133V33H135ZM191 32V31H190ZM202 32V31H201ZM219 32V31H218ZM218 32H215V33H218ZM221 32H222V30H221ZM224 32V31H223ZM222 32V33H223ZM4 33H6V31L4 32ZM55 33V32H54ZM54 33H51V34H54ZM60 33V34H61ZM82 33V32H81ZM103 33V32H102ZM105 33V34H106ZM122 33V32H121ZM132 33V32H131ZM145 33V32H144ZM149 33V32H148ZM148 33H146V34H148ZM232 33V32H231ZM234 33V32H233ZM7 34H10V31H9V33H7ZM15 34H17V33H15ZM15 34H12V35H14L15 36ZM44 34V33H43ZM56 34V33H55ZM59 34V35H60ZM76 34H80V33H76ZM91 34H92V32H91ZM90 34V35H91ZM94 34V33H93ZM92 34V35H93ZM115 34V33H114ZM127 34H129V33H127ZM143 34V33H142ZM146 34H143V35H146ZM151 34V33H150ZM162 34V33H161ZM161 34H159L160 35V38L162 39L161 40V42H164V43H169V46H170V50L171 49H173V48H179V46H180V44L183 42V41H181V39H179L178 41H172V40H174V39H172L171 38V35H169V34H166V33H163L162 35ZM219 34V33H218ZM226 35V32L225 33H223V35ZM4 35H6V34H4ZM11 35V36H12ZM65 35V34H64ZM63 35V36H64ZM68 35V34H67ZM83 35V34H82ZM88 35H89V33H88ZM135 35V34H134ZM134 35H133V37H134ZM143 35L141 36V37H143ZM174 35H176V34H174ZM204 35V34H203ZM212 34H207V36L205 35V36H203L205 39H207V38H210V37H208V36H211ZM224 35V36H225ZM18 36V35H17ZM53 36H57L58 37V34L57 35H53ZM149 36L150 35H148L147 37L149 38ZM152 36H154V35H152L151 34V37ZM213 36V35H212ZM223 36V37H224ZM8 37V36H7ZM23 37H25L24 35H23ZM22 37V38H23ZM60 37V36H59ZM65 37H66V35H65ZM67 37H69V36H67ZM74 37V36H73ZM78 37V36H77ZM87 37V36H86ZM93 37V36H92ZM119 37H120V35H119ZM118 37V38H119ZM132 37V38H133ZM138 37V36H137ZM146 37V38H147ZM156 37V36H155ZM203 37H201V38H203ZM219 37H221L222 38V35L221 36H219ZM230 38L231 37H234V36H229ZM5 38V37H4ZM14 38H17V37H14ZM13 38V39H14ZM20 38V37H19ZM89 37H87L86 39H88ZM122 38H123V36H122ZM129 38V37H128ZM160 38H158L159 39V42H160ZM200 38V39H201ZM220 38V39H221ZM18 39V38H17ZM27 39V38H26ZM29 39V38H28ZM31 40H32V38H30ZM60 39V38H59ZM77 39V38H76ZM75 39V40H76ZM82 38H80V39H78V40H81ZM91 39V38H90ZM102 39V38H101ZM130 39V38H129ZM144 40H145V37L143 38ZM205 39H203V40H205ZM260 39H262V40H260ZM20 41H21V39H19ZM19 40H17V41H19ZM33 40H34V38H33ZM75 40H73V41H75ZM128 40V39H127ZM131 40V39H130ZM149 40V39H148ZM151 40H152V38H151ZM228 40H230L229 38H228ZM234 40V39H233ZM238 40V39H237ZM9 42H10V40H8ZM24 41V40H23ZM27 41V40H26ZM29 41V40H28ZM49 41V40H48ZM54 41V40H53ZM92 41V40H91ZM91 41H89L90 43H92ZM121 41V40H120ZM140 41V40H139ZM141 41H143V40H141ZM140 41V42H141ZM146 42H147V40H145ZM155 41V40H154ZM188 41V42H189ZM218 41V40H217ZM216 41V42H217ZM232 41V40H231ZM6 42H7V40H6ZM72 42V41H71ZM83 42V41H82ZM81 42V43H82ZM95 42H97V41H95ZM130 41H128V43H129ZM132 42V41H131ZM150 42V41H149ZM157 42V41H156ZM160 42V43H161ZM210 42V41H209ZM239 42H237V43H239ZM258 42V43H257ZM20 43H24V42H20ZM34 43V42H33ZM36 43V42H35ZM41 43H43L44 44V42H41ZM46 43H48V42H46ZM49 43H51V42H49ZM62 43V42H61ZM73 43V42H72ZM87 43H88V41H87ZM102 43V42H101ZM145 43V42H144ZM148 43V42H147ZM193 43H194V40H193ZM196 43V42H195ZM220 43V42H219ZM222 43V42H221ZM220 43V44H221ZM226 43H227V41H226ZM233 43V42H232ZM236 43V45H238ZM264 43V42H263ZM7 44V46H8V44L9 43H6ZM12 44V43H11ZM14 44H17V43H14ZM26 44V43H25ZM27 44H29V43H27ZM32 44V43H31ZM30 44V45H31ZM36 44H38V42L36 43ZM77 44V43H76ZM94 45L96 44V43H93ZM93 44H91V45H93ZM117 44V43H116ZM123 44H124V42H123ZM130 44V43H129ZM133 44V43H132ZM146 44V43H145ZM152 44V43H151ZM183 44H185L184 42H183ZM183 44H181V49H183L184 50V46L182 47V45ZM197 44V43H196ZM205 44V43H204ZM228 44L230 45V43L228 42ZM235 44V43H234ZM19 45V44H18ZM47 45V44H46ZM53 45V44H52ZM63 45V44H62ZM71 45V44H70ZM105 45V44H104ZM137 45V44H136ZM153 45H155V44H153ZM152 45V46H153ZM194 46H195V44H193ZM207 45V44H206ZM205 45V46H206ZM226 45V44H225ZM38 46V45H37ZM48 46H50L49 44H48ZM59 46V45H58ZM73 46H75V45H73ZM89 46V45H88ZM87 46V47H88ZM97 46V45H96ZM95 46V47H96ZM139 46V45H138ZM157 46V45H156ZM202 46V45H201ZM204 46V47H205ZM211 46V45H210ZM232 46V45H231ZM261 46H262V48H261ZM12 47V46H11ZM20 47V46H19ZM18 47V48H19ZM22 47V46H21ZM55 47L56 48H58L56 45H55ZM60 47V46H59ZM72 47V46H71ZM102 47V46H101ZM134 47V46H133ZM133 47H131V48H133ZM139 47H141V46H139ZM138 47V48H139ZM155 47V46H154ZM187 47V46H186ZM196 47H197V45H196ZM196 47H194V48H196ZM198 47H200V46H198ZM213 47V46H212ZM215 47V46H214ZM220 47V46H219ZM230 47V46H229ZM233 47V46H232ZM238 47V46H237ZM240 47V46H239ZM25 48H26V46H25ZM25 48H23V49H25ZM28 48V47H27ZM31 48V47H30ZM34 48H36V45H35V47ZM44 48H46L45 47V45H44ZM65 48V47H64ZM74 48H76V47H74ZM74 48H72L73 50H74ZM79 48H81L80 46H79ZM83 48V47H82ZM94 48V47H93ZM98 49L100 48V46L99 47H97ZM108 48H110L109 46H108ZM130 48V49H131ZM203 48V47H202ZM220 48H223L222 46L220 47ZM225 48H228V47H226L225 46ZM9 49H11V48H9ZM33 49V48H32ZM47 49V48H46ZM52 49H54V48H52ZM60 49V48H59ZM66 49V48H65ZM64 49V50H65ZM71 49V48H70ZM102 49H105V48H102ZM113 49V48H112ZM111 49V50H112ZM154 49H156V48H154ZM205 49V48H204ZM240 49V50H241ZM3 50V49H2ZM26 50V49H25ZM29 50V49H28ZM28 50L26 51V53H28ZM50 50V49H49ZM55 50V49H54ZM57 50V49H56ZM61 50V49H60ZM59 50V51H60ZM63 50V49H62ZM72 50V51H73ZM78 51H77V54H78V52H80V51H82V50H79V49H77ZM90 50H92V49H90ZM125 50V49H124ZM134 50V49H133ZM153 50V49H152ZM157 50V49H156ZM177 50H179V49H177ZM188 50V49H187ZM189 50H190V48H189ZM193 50V49H192ZM213 50H215V49H213ZM227 50V49H226ZM35 51V50H34ZM44 51H46V50H44ZM88 50H86V51H84V52H87ZM92 51H95V49L94 50H92ZM100 51V50H99ZM99 51H97V52H99ZM127 51V50H126ZM129 51V50H128ZM127 51V52H128ZM136 51H138V50H136ZM158 51V50H157ZM172 51V50H171ZM180 51H182V50H180ZM202 51V50H201ZM205 51H207V50H205ZM212 51V50H211ZM216 51V50H215ZM233 50L232 49H228V54L230 53V52H232ZM235 51H237V53L239 52L238 50H236L235 49ZM1 52V51H0ZM3 52V51H2ZM6 52V51H5ZM4 52V53H5ZM7 52H9V51H7ZM22 52V51H21ZM24 52V51H23ZM40 52V51H39ZM49 52H51L52 53V51H49ZM69 52H71V51H69ZM127 52H125V53H127ZM130 52H132L131 50H130ZM163 52V51H162ZM173 52V51H172ZM193 52V51H192ZM204 52V51H203ZM208 52V51H207ZM213 52V51H212ZM242 52V51H241ZM3 53V54H4ZM29 53H30V51H29ZM33 53V52H32ZM43 53V52H42ZM48 53V51L46 52V54ZM54 53V52H53ZM66 53V55H67V53H68V51L67 52H65ZM81 54H85V53H82V52H80ZM93 53V52H92ZM94 53H96V52H94ZM105 53H107V52H105ZM129 53V52H128ZM133 53V52H132ZM141 53V52H140ZM143 53V52H142ZM156 53V52H155ZM161 53V52H160ZM165 53V52H164ZM168 53V52H167ZM166 53V54H167ZM174 53H175V51H174ZM180 53V52H179ZM204 53H206V52H204ZM235 53V52H234ZM233 53V54H234ZM2 54V55H3ZM31 54V53H30ZM35 54V53H34ZM33 54V55H34ZM70 54V53H69ZM73 54H75V53H73ZM76 54V55H77ZM87 54H88V52H87ZM102 54V52L101 53H99V55H101ZM104 54V53H103ZM181 54V53H180ZM208 54H209V52H208ZM236 54V53H235ZM247 54V55H248ZM38 55H39V53H38ZM50 55V54H49ZM52 55V54H51ZM61 55V54H60ZM95 55V54H94ZM97 56H98V54H96ZM95 55V56H96ZM106 54H104V56H105ZM119 55V54H118ZM126 55V54H125ZM132 55H135V52H134V54H132ZM141 55V54H140ZM170 55H172L171 53H170ZM206 55V54H205ZM238 55V54H237ZM240 55H242V54H240ZM246 55V54H245ZM261 55H263V54H261ZM40 56V55H39ZM73 56V55H72ZM128 55H126V57H127ZM136 56V55H135ZM209 56V55H208ZM15 57V56H14ZM21 57V56H20ZM24 57L26 58V56L24 55ZM37 57V56H36ZM81 57V56H80ZM79 57V58H80ZM90 57H92V56H90ZM99 57V56H98ZM101 57H103V55L101 56ZM100 57V58H101ZM106 57V56H105ZM115 57V56H114ZM122 57V56H121ZM125 57V59H127ZM130 57V56H129ZM132 57V56H131ZM129 58V61H130V59H132V58ZM141 57H142V55H141ZM175 57L176 58H178V55L177 54H175ZM182 57V56H181ZM227 57V56H226ZM245 57V56H244ZM263 57V56H262ZM22 58V57H21ZM20 58V60H22ZM27 58H28V55H27ZM30 58V57H29ZM32 58H33V56H32ZM46 58H48V56L46 57ZM67 58V57H66ZM108 58H109V56H108ZM108 58H106V60L108 59ZM136 58H138L137 56L135 57V59ZM158 58V57H157ZM179 58H180V55H179ZM178 58V59H179ZM3 59V58H2ZM10 59V58H9ZM14 59H16V57L14 58ZM41 59V58H40ZM43 59V58H42ZM41 59V60H42ZM45 59V58H44ZM49 59H50V57H49ZM48 59V60H49ZM90 59V58H89ZM97 59V58H96ZM99 59V58H98ZM103 59V58H102ZM121 59V58H120ZM181 59H183V58H181ZM251 59H253V58H251ZM251 59H250V61H251ZM257 59H260L259 57H257ZM24 60V59H23ZM26 60V59H25ZM24 60V61H25ZM28 60V59H27ZM30 60H31V58H30ZM33 60H37V59H33ZM74 60V59H73ZM77 60H78V62L77 63H80V61H79V59L77 58ZM81 60V59H80ZM108 60H110V59H108ZM118 60H119V58H118ZM133 60H134V58H133ZM147 60V59H146ZM214 61H215V58L213 59ZM237 60V59H236ZM244 60V59H243ZM242 60V61H243ZM16 61V60H15ZM71 61H72V59H71ZM91 60H89V62H90ZM93 61H96V60H94L93 59ZM102 61V60H101ZM127 61V60H126ZM135 61V60H134ZM239 61L241 62V59H239ZM257 61V62H256ZM263 59L261 60H256L255 58L251 61V62H254V64L255 65H249V66H251V67H249L247 64V66H248V68L249 69H251V68H253L254 66H258V65H256V63L257 64H262L263 62ZM1 62V61H0ZM23 62V61H22ZM37 62V61H36ZM41 62H43V61H41ZM70 62V61H69ZM104 63H105V61H103ZM122 62H123V60H122ZM131 62V61H130ZM239 62V63H240ZM262 62V63H261ZM8 63H10V62H8ZM18 63V62H17ZM33 63V62H32ZM37 63H40V60L37 62ZM37 63H35V64H37ZM66 63H68V61L66 62ZM71 63V62H70ZM88 63V62H87ZM86 63V64H87ZM94 63V62H93ZM103 63V64H104ZM113 63V62H112ZM120 63V62H119ZM132 63V62H131ZM130 63V64H131ZM140 63V62H139ZM156 63V62H155ZM3 64H5V61H4V63ZM31 64V63H30ZM34 64V63H33ZM34 64V65H35ZM48 64H49V61H48ZM73 64V63H72ZM76 64V63H75ZM101 64H102V62H101ZM110 64V63H109ZM133 64H138L137 62H133ZM164 64V63H163ZM237 64V63H236ZM264 64V63H263ZM10 65V64H9ZM32 65V64H31ZM30 65V66H31ZM38 65V64H37ZM71 65V64H70ZM74 65V64H73ZM120 64H118V66H119ZM134 65V66H135ZM139 65V64H138ZM149 65V64H148ZM151 66H152V64H150ZM246 65H244V66H246ZM29 66V68H31ZM45 66V64H43V67ZM63 66V65H62ZM66 66V65H65ZM69 66V65H68ZM72 66V65H71ZM75 66V65H74ZM78 66V65H77ZM88 66H90V65H88ZM92 66H93V64H92ZM108 66H110V65H108ZM121 67H124V66H122V65H120ZM129 66V65H128ZM219 66H221V65H219ZM218 66V67H219ZM236 66V65H235ZM239 66H242V63L239 65ZM8 67V66H7ZM16 67V66H15ZM24 67V66H23ZM26 67H27V65H26ZM41 67V66H40ZM67 67V66H66ZM65 67V69H67ZM98 67V66H97ZM97 67H96V65L94 66V68L95 69H97ZM100 67H102V66H100ZM106 67V66H105ZM111 67V66H110ZM127 67V66H126ZM138 66L136 65V68H137ZM177 67V66H176ZM217 67V65H216V69L218 68ZM230 67V66H229ZM25 68V67H24ZM32 68H38L37 66L36 67H32ZM31 68V69H32ZM46 68V67H45ZM55 68V67H54ZM57 68H59V66L57 67ZM63 69H64V67H62ZM89 68V67H88ZM92 69H93V67H91ZM139 68V67H138ZM155 68H156V66H155ZM158 68V67H157ZM239 68V67H238ZM241 68V67H240ZM242 68H243V66H242ZM241 68V69H242ZM260 69H261V67H259ZM11 69V68H10ZM13 69H15L14 67H13ZM22 69V68H21ZM48 69V68H47ZM69 69V68H68ZM112 69V68H111ZM123 69V68H122ZM125 69V68H124ZM128 69V68H127ZM130 69V68H129ZM150 69V68H149ZM173 68H171V70H172ZM221 69V68H220ZM244 69V68H243ZM254 69V68H253ZM262 69H264L263 67H262ZM7 70V69H6ZM19 70H20V68H19ZM32 70H34V69H32ZM90 70V69H89ZM102 70H104V69H102ZM108 70V69H107ZM107 70H105L106 71V74H108V72H107ZM136 70V69H135ZM138 70V69H137ZM136 70V71H137ZM145 71H146V69H144ZM154 70V69H153ZM166 70V69H165ZM245 70H247V69H245ZM252 70V69H251ZM257 70H259V69H257ZM256 70V71H257ZM21 71V70H20ZM23 71H26V70H23ZM28 71V70H27ZM26 71V72H27ZM37 71H38V69H37ZM40 71V70H39ZM43 71V70H42ZM48 71V70H47ZM91 71V70H90ZM98 71V70H97ZM110 71V70H109ZM112 71H115L114 69L112 70ZM112 71H111V73H112ZM128 71V70H127ZM131 71H134V70H132L131 69ZM131 71H129V72H131ZM142 71V70H141ZM149 71V70H148ZM151 71V70H150ZM168 71V70H167ZM217 71V70H216ZM215 71V72H216ZM220 71V70H219ZM244 71V70H243ZM248 71V70H247ZM22 72V71H21ZM29 72V71H28ZM46 72V71H45ZM116 72V71H115ZM114 72V73H115ZM118 72V71H117ZM124 71H122V73H123ZM129 72H128V74H129ZM139 72V71H138ZM137 72V73H138ZM147 72V71H146ZM157 72H158V70H157ZM241 72H242V70H241ZM244 72H246V71H244ZM244 72H242L243 74H244ZM249 72V71H248ZM253 72V71H252ZM252 72H249V73H251V75H252ZM260 72V71H259ZM259 72L257 71L256 73H258L259 74ZM11 73V72H10ZM19 73V72H18ZM37 73V72H36ZM91 73V72H90ZM100 73V75H102L101 74V72H99ZM110 73V72H109ZM127 73V72H126ZM136 72L134 73L135 75H138ZM148 73V72H147ZM223 73V72H222ZM261 73V72H260ZM263 73V72H262ZM25 74V73H24ZM46 73H43V75H45ZM92 74V73H91ZM97 74H98V72H97ZM105 74V73H104ZM117 73H115V77L118 75H116ZM133 74V73H132ZM131 74V75H132ZM146 74V73H145ZM151 74H153V73H151ZM150 74V75H151ZM216 74H217V72H216ZM216 74L214 75V76H216ZM233 74V73H232ZM237 75H238V73H236ZM235 73H234V76L236 75ZM242 74V75H243ZM257 74V75H258ZM13 75H14V73H13ZM12 75V76H13ZM22 75V74H21ZM27 75H28V73H27ZM29 75H31V73L29 72ZM35 75V74H34ZM39 75V74H38ZM42 75V74H41ZM43 75H42V77H43ZM93 75H94V73H93ZM130 75V74H129ZM219 75H220V73H219ZM231 75V74H230ZM242 75H240V73H239V77L238 78H236V79H239L238 81L239 82H241V81H249L248 83H249V85L250 84H252V86L253 85H255L256 87L259 85L258 83L261 81H259L258 80V78L257 77H260L261 75H256L255 77V79H253L252 77H247V78H244V75L242 76ZM250 75V74H249ZM263 75H264V73H263ZM8 76V75H7ZM20 76V75H19ZM18 75H17V77H19ZM36 77H38L37 76V74L35 75ZM49 76V75H48ZM89 76V75H88ZM125 76V75H124ZM168 76V75H167ZM247 76V75H246ZM4 78H6L5 76H3ZM9 77V76H8ZM20 77H22V76H20ZM24 78H25V76H23ZM22 77V78H23ZM29 77V76H28ZM41 77V78H42ZM54 77V76H53ZM97 77V76H96ZM99 77V76H98ZM103 77V76H102ZM121 77H122V74H121ZM130 77V76H129ZM138 77V76H137ZM171 78V76H168V81L170 80V78ZM173 77V76H172ZM217 77V76H216ZM218 77H222V75L221 76H218ZM224 77V76H223ZM233 77V76H232ZM236 77V76H235ZM3 78V79H4ZM12 78V77H11ZM15 78V77H14ZM35 78V77H34ZM43 78H45V77H43ZM67 78V77H66ZM124 78V77H123ZM134 78H136V77H134ZM139 78V77H138ZM215 78V77H214ZM213 78V79H214ZM225 78V77H224ZM223 78V79H224ZM260 78H262V76L260 77ZM19 79V78H18ZM18 79H16V80H18ZM28 79V78H27ZM29 79H31V77L29 78ZM39 79H40V77H39ZM52 79V78H51ZM58 78H56V80H57ZM61 79H63V77L61 78ZM65 79V78H64ZM102 79V78H101ZM103 79H105V76H104V78ZM109 79V78H108ZM117 80H118V78H116ZM122 79V78H121ZM120 78H119V80H121ZM129 79H132V77H130V78H128V80ZM148 79V78H147ZM153 79V78H152ZM213 79H212V81H213ZM218 79V78H217ZM221 79V78H220ZM233 79H234V77H233ZM235 79V80H236ZM12 80H14V79H12ZM25 80H26V78H25ZM32 80V79H31ZM30 80V81H31ZM34 80H37L36 78L34 79ZM33 80V81H34ZM45 80V79H44ZM46 80H48V78L46 79ZM45 80V81H46ZM49 80H50V78H49ZM56 80H55V83H56ZM68 80V79H67ZM70 80V79H69ZM123 80V79H122ZM135 80V79H134ZM165 80V79H164ZM167 80V79H166ZM165 80V81H166ZM175 80V79H174ZM173 80V81H174ZM209 81H210V77H209V79H208ZM214 80H216V79H214ZM225 80H226V78H225ZM1 81H2V79H1ZM15 81V80H14ZM20 80H18V82H19ZM29 81V82H30ZM53 81H54V79H53ZM62 82H63V80H61ZM72 81H75V80H72ZM78 81V80H77ZM104 81V80H103ZM106 81H107V79H106ZM106 81H104L105 82V84L104 85H109ZM109 81V80H108ZM113 81H114V79H113ZM116 81V80H115ZM124 81V80H123ZM148 81V80H147ZM171 81V80H170ZM169 81V82H170ZM212 81H211V83H212ZM219 81V80H218ZM232 81H234V80H232ZM5 82V81H4ZM8 82V81H7ZM10 82V81H9ZM17 82V84H20V86H21V84L23 83L22 81V83H18ZM25 82H28V81H25ZM24 82V83H25ZM47 83H48V81H46ZM110 82V81H109ZM128 82V81H127ZM131 81L129 80V83H130ZM137 82H138V80H137ZM214 82V81H213ZM220 82L221 83H223V86H224V82H222V80H220ZM220 82H219V84H220ZM235 82V81H234ZM32 83V82H31ZM38 83V82H37ZM46 83V84H47ZM52 83V80H51V82H50V84ZM57 83H58V81H57ZM76 83H78V82H74V84H76ZM124 83V82H123ZM126 83V82H125ZM134 83H135V81H134ZM145 83V82H144ZM143 83V84H144ZM149 83V82H148ZM152 83V82H151ZM236 83L238 84V82H237V80H236ZM242 83V82H241ZM247 83V82H246ZM245 83V84H246ZM247 83V84H248ZM7 84H9V83H7ZM12 84V83H11ZM16 84V83H15ZM63 84V83H62ZM66 84V83H65ZM64 84V85H65ZM71 85H72V82L70 83ZM82 84V83H81ZM112 85H113V83H111ZM121 84V83H120ZM127 84V83H126ZM131 84V83H130ZM141 84H142V82H141ZM142 84V85H143ZM150 84V83H149ZM149 84L147 85V83H146V85L147 86H149ZM202 84V83H201ZM215 84H217V82L215 83ZM219 84H218V86H219ZM233 84V83H232ZM258 84V85H257ZM6 85V84H5ZM33 85H35V83L33 84ZM44 85H45V83H44ZM58 85V84H57ZM56 85V86H57ZM83 85V84H82ZM81 85V86H82ZM103 85V86H104ZM154 85V84H153ZM155 85H157V84H155ZM234 85V84H233ZM233 85H231V87L233 86ZM239 85V84H238ZM262 85V84H261ZM13 86V85H12ZM23 86V85H22ZM41 86V85H40ZM67 86H68V84H67ZM100 86H102V85H100ZM102 86V87H103ZM119 86V85H118ZM127 86H129V85H127ZM147 86H145L146 88H147ZM152 86V85H151ZM214 86V85H213ZM217 86V87H218ZM222 85L220 84V87H221ZM235 86H237V85H235ZM234 86V87H235ZM243 86H245V85H243ZM251 86V85H250ZM260 86V85H259ZM258 86V87H259ZM262 86H264V84L262 85ZM16 88H18L17 86H15ZM15 87H13V91H14V88ZM34 87V86H33ZM38 87V86H37ZM41 87H44V86H41ZM49 87V86H48ZM53 87V86H52ZM51 87V88H52ZM64 87V86H63ZM72 87V86H71ZM78 87H79V85H78ZM83 87H84V85H83ZM159 87V86H158ZM226 87H228V89H230L229 88V86H227L226 85ZM225 87V88H226ZM238 87V86H237ZM255 87V88H256ZM6 88V87H5ZM15 88V89H16ZM19 88H21V87H19ZM31 88V87H30ZM29 88V89H30ZM35 89H36V87H34ZM55 88V87H54ZM68 88H69V86H68ZM81 88V87H80ZM95 88H100L99 86H97V87H95ZM94 88V89H95ZM103 88H105V87H103ZM112 88H115V85H114V87H112ZM123 88V87H122ZM125 88H126V86H125ZM125 88H123V89H125ZM149 88H151V87H149ZM161 88V87H160ZM201 88H203V87H201ZM213 88V87H212ZM215 88V87H214ZM213 88V89H214ZM224 88V89H225ZM260 89H261V87H259ZM258 88V89H259ZM11 89V88H10ZM26 89H28V88H26ZM31 89H33V88H31ZM34 89V90H35ZM45 89V88H44ZM53 89V88H52ZM56 89V88H55ZM55 89H53L52 91H53V93H54V91H55ZM93 89V88H92ZM93 89V90H94ZM108 89H110V88H108ZM107 89V91H108V94L110 95V93H109V91L111 90H108ZM118 89V88H117ZM155 89V91H157L156 89L157 88H154ZM162 89V88H161ZM161 89H160V92H162L161 91ZM213 89H212V91H213ZM218 89H219V87H218ZM217 89V90H218ZM222 89V88H221ZM220 89V90H221ZM258 89H256L255 90V92L256 91H258ZM17 90V92H18V89H16ZM24 90V89H23ZM46 90H48L47 89V87H46ZM62 90V89H61ZM73 90V89H72ZM79 90V89H78ZM86 90H87V87H86ZM92 90V91H93ZM147 91H148V88L146 89ZM151 90H153V89H151ZM150 90V91H151ZM6 91H7V89H6ZM5 91V92H6ZM56 91H59L58 89H56ZM66 91H68V90H66ZM66 91L64 92L65 94H66ZM74 91V90H73ZM77 91V90H76ZM81 91H83V89H81ZM89 90H87V92H88ZM100 91V90H99ZM101 91H102V89H101ZM105 91V90H104ZM107 91H105V92H107ZM115 91V90H114ZM122 91V90H121ZM143 91H145L144 89H143ZM205 91H207V90H205ZM205 91H203V92H205ZM216 91V90H215ZM219 91V90H218ZM217 91V93H219ZM228 91V90H227ZM9 92V91H8ZM16 92V91H15ZM28 92H29V90H28ZM36 92H37V90H36ZM43 93H44V91H42ZM46 92H48L49 93V91H46ZM45 92V93H46ZM80 91H78V93H79ZM86 92V91H85ZM96 93H97V91H95ZM105 92L103 93V95L105 94ZM116 92V91H115ZM125 92V91H124ZM151 92H153V91H151ZM196 92H197V90H196ZM202 92V93H203ZM209 92V91H208ZM214 92V91H213ZM254 92V93H255ZM27 93V92H26ZM25 93V94H26ZM72 93V95H76L77 96V94H73L74 92H71ZM83 92H81L80 94H82ZM90 93H91V89H90V92L88 93L89 95H90ZM117 93V92H116ZM145 93H147V92H145ZM156 93H158V92H156ZM194 93H195V91H194ZM210 93H211V91H210ZM209 93V94H210ZM259 92H257V94H258ZM5 94V93H4ZM30 94H32V93H30ZM33 94H35V91H34V93ZM47 94V93H46ZM98 94V93H97ZM118 94V93H117ZM134 94V93H133ZM132 94V95H133ZM208 94V95H209ZM256 94V95H257ZM6 95H7V92H6ZM17 95H18V93H17ZM19 95H20V93H19ZM27 95V94H26ZM25 95V96H26ZM36 95V94H35ZM38 95V94H37ZM36 95V96H37ZM41 95V94H40ZM49 95V94H48ZM79 95V94H78ZM96 95V94H95ZM102 95V96H103ZM116 95V94H115ZM161 95H163V94H161ZM191 95V94H190ZM194 95V94H193ZM196 95H197V93H196ZM205 95V94H204ZM203 95V96H204ZM238 95V94H237ZM260 95H262V94H260ZM264 95V94H263ZM21 96H23V95H21ZM31 96V95H30ZM35 96V97H36ZM50 96V95H49ZM55 96V95H54ZM65 96V95H64ZM81 96H83V95H80V97ZM98 96H100L99 94H98ZM105 96V95H104ZM107 96V95H106ZM105 96V97H106ZM122 96V95H121ZM120 96V98H123V97H121ZM131 95H129L128 97H130ZM134 97H135V94L133 95ZM132 96V97H133ZM138 96H139V94H138ZM198 96H199V94H198ZM201 96V95H200ZM218 96V95H217ZM251 96V95H250ZM249 96V97H250ZM253 96V95H252ZM3 97V96H2ZM20 97V96H19ZM32 97V96H31ZM41 97H43V98H45V96H42L41 95ZM41 97H39V98H41ZM66 97V96H65ZM64 97V98H65ZM78 97V96H77ZM76 97V98H77ZM85 97V96H84ZM88 97V96H87ZM92 97V96H91ZM107 97H109V96H107ZM111 95H110V99H111ZM163 97V96H162ZM194 97H195V95H194ZM216 97V96H215ZM222 97V96H221ZM255 97V96H254ZM264 97V96H263ZM21 98V97H20ZM30 98V97H29ZM37 98V97H36ZM46 98H49V97H46ZM45 98V100L47 101L48 99H46ZM63 98V97H62ZM205 98V97H204ZM222 98H224V97H222ZM243 98H244V96H243ZM251 98H253V97H251ZM257 98V97H256ZM26 99V98H25ZM28 99V98H27ZM31 99V98H30ZM29 99V100H30ZM38 99V98H37ZM42 99V98H41ZM60 99V98H59ZM66 99H68V98H66ZM84 98L82 97L80 100H83ZM88 99H89V97H88ZM95 100H96V97L94 98ZM103 99V98H102ZM109 99V100H110ZM118 99V98H117ZM127 99H129V98H127ZM138 98H136V99H134L135 100V102H136V100H137ZM140 99V98H139ZM138 99V100H139ZM196 99H197V97H196ZM210 99H212V98H210ZM215 99V101H217L216 100V98H214L213 97V99H212V101ZM218 99V98H217ZM226 99V101H227V98H225ZM235 99V98H234ZM42 100H44V99H42ZM51 100V99H50ZM52 100H54L53 98H52ZM57 100H58V98H57ZM69 100H70V98H69ZM87 100V99H86ZM94 100V101H95ZM204 100V99H203ZM205 100H207V99H205ZM204 100V101H205ZM208 100H209V97H208ZM236 100V99H235ZM247 100V99H246ZM248 100H249V98H248ZM247 100V101H248ZM32 101V100H31ZM34 101V100H33ZM41 101V100H40ZM63 101H64V99H63ZM75 101V100H74ZM74 101H73V103H74ZM79 101V100H78ZM90 101V100H89ZM88 101V102H89ZM92 101H93V99H92ZM98 101H100V103L101 102H103V101H101V99L100 100H98ZM132 101H133V99H132ZM171 101V100H170ZM202 101V100H201ZM211 101V102H212ZM214 101V102H215ZM231 101H233V99H231ZM246 101V102H247ZM256 101V100H255ZM27 102V101H26ZM36 102V101H35ZM45 102V101H44ZM49 102V100L46 102V103H48ZM67 102V101H66ZM80 102H83V101H80ZM85 102V101H84ZM87 102V101H86ZM108 102H111V101H108ZM108 102H106V103H108ZM127 102V101H126ZM129 102V101H128ZM127 102V103H128ZM164 102V101H163ZM163 102H161V104L163 103ZM165 102H168V99H167V101H165ZM200 102V101H199ZM207 102V101H206ZM249 102V101H248ZM260 102V101H259ZM24 103V102H23ZM31 103V102H30ZM40 102H38L37 101V103L36 104H38L40 107H42L41 106V104H39ZM52 103V102H51ZM55 103H56V101H55ZM58 103V102H57ZM56 103V104H57ZM60 103H62L61 101H60ZM64 104H68L69 103V101L67 102V103H65V101L63 102ZM79 103V102H78ZM100 103H96V105L98 106ZM113 103V102H112ZM130 103H131V101H130ZM172 103V102H171ZM173 103H174V101H173ZM198 103V102H197ZM196 103V104H197ZM210 103V102H209ZM261 103V102H260ZM42 104H43V102H42ZM69 104H71V103H69ZM75 104H77V103H75ZM85 104V103H84ZM102 104V103H101ZM153 104V103H152ZM167 104V103H166ZM192 104V103H191ZM203 104H205L204 102H203ZM215 104V103H214ZM217 104V103H216ZM38 105H36L37 107H39ZM53 105V104H52ZM63 105V104H62ZM80 105V104H79ZM78 105V106H79ZM87 105V104H86ZM96 105H94L95 106V108H96ZM106 105V104H105ZM108 105H110V104H107V106ZM123 105V104H122ZM121 105V106H122ZM148 105V104H147ZM150 105V104H149ZM165 104H163V105H161L160 106V108L162 107V106H164ZM169 104H167V106H168ZM171 105V104H170ZM206 105H208V103L206 104ZM30 106H31V104H30ZM33 107H35L34 106V104L32 105ZM65 106V105H64ZM63 106V107H64ZM76 105H74L73 107H75ZM82 106V105H81ZM89 106V105H88ZM91 106V105H90ZM89 106V107H90ZM99 106H101V105H99ZM107 106H106V108H107ZM130 106V105H129ZM156 106H157V104H156ZM199 106H201V105H199ZM204 106V105H203ZM208 106H210V104L208 105ZM207 106V108H209ZM213 106V105H212ZM28 107H29V105H28ZM67 107H69L68 105H67ZM71 107V106H70ZM72 107V108H73ZM87 107V106H86ZM92 107H93V104H92ZM118 107V106H117ZM126 107V106H125ZM128 107V106H127ZM140 107H142L141 105H140ZM144 107H146V106H144ZM143 107V108H144ZM179 107V106H178ZM188 107H190V106H188ZM196 107V106H195ZM211 107V106H210ZM216 107H217V105H216ZM24 108V107H23ZM23 108H21L22 110V112H24L23 111ZM31 108V107H30ZM60 108V107H59ZM65 108V107H64ZM119 108V107H118ZM124 108V107H123ZM147 108V107H146ZM155 108H157V107H155ZM154 108V109H155ZM163 108H165L166 109V106L165 107H163ZM180 108V107H179ZM212 108V107H211ZM219 108V107H218ZM42 109V108H41ZM57 109H58V107H57ZM56 109V110H57ZM66 109H68V108H66ZM65 109V110H66ZM80 109H84V107L83 108H79V110ZM87 109V108H86ZM113 109V108H112ZM110 110L109 109V111H111L110 113V115H112V111H114V110ZM124 109H126V108H124ZM139 109V108H138ZM142 109V108H141ZM153 109V110H154ZM183 109V111H184V109H186L185 107L184 108H182ZM197 109H199L198 107H197ZM196 108H195V112H197V111H199V110H197ZM205 109V108H204ZM215 109V108H214ZM65 110H63V112H65ZM71 110V109H70ZM78 110V107H77V109H76V111L75 110H73L71 113H73L74 111L75 112H77V113H79L80 111ZM90 110H92L91 108H90ZM102 110H104V109H102ZM101 110V111H102ZM107 110V109H106ZM118 109H116L115 111H117ZM120 110V109H119ZM122 110V109H121ZM120 110V111H121ZM145 110V108L142 110V111H144ZM151 110H152V106H151ZM152 110V111H153ZM159 110V109H158ZM207 110V109H206ZM25 111H26V108H25ZM27 111H29V110H27ZM27 111H26V113H27ZM31 111H32V109H31ZM35 111H37V110H35ZM39 111H41V110H39ZM58 111V110H57ZM61 111H62V108H61ZM79 111V112H78ZM85 111V110H84ZM93 111V110H92ZM94 111H95V109H94ZM99 111V110H98ZM105 111V110H104ZM108 111V110H107ZM120 111H118V112H120ZM157 111V110H156ZM155 111V112H156ZM160 112L162 111V109H160L159 110ZM170 111H172V110H170ZM194 111V110H193ZM202 111V110H201ZM200 111V112H201ZM211 111H212V109H211ZM11 112V111H10ZM9 112V113H10ZM21 112V113H22ZM33 112V111H32ZM43 112H45L44 110H43ZM47 112V111H46ZM62 112V113H63ZM68 111H66L65 112V114L67 113ZM82 112H83V110H82ZM86 112V111H85ZM87 112H88V110H87ZM124 112V111H123ZM137 112V111H136ZM149 112V111H148ZM159 112V113H160ZM163 112V111H162ZM200 112H197V113H199V114H202V113H200ZM213 112V111H212ZM14 114H15V112H13ZM30 113V112H29ZM36 113V112H35ZM53 113H55V112H53ZM89 113H91V112H89ZM95 113V112H94ZM94 113H92V115L94 114ZM97 113V112H96ZM95 113V114H96ZM99 113H101V112H99ZM105 113V112H104ZM108 113V112H107ZM122 113V112H121ZM120 113V114H121ZM146 113H147V111H146ZM152 113V112H151ZM150 113V114H151ZM157 113V112H156ZM163 113H165V110H164V112ZM209 113V112H208ZM208 113H206L205 112V114H207L208 115ZM211 113V112H210ZM18 114V113H17ZM28 114V113H27ZM41 114H42V112H41ZM68 114H70V113H68ZM76 114V113H75ZM102 114H103V111H102ZM106 114V113H105ZM104 114V115H105ZM114 114V113H113ZM116 114V113H115ZM138 114L140 115V113L138 112ZM149 114V113H148ZM161 114V113H160ZM189 114V113H188ZM7 115H9V114H7ZM25 115V114H24ZM43 115V114H42ZM45 115H48V114H45ZM54 115V114H53ZM57 115V114H56ZM67 115V114H66ZM65 115V116H66ZM71 115V114H70ZM69 115V116H70ZM77 115V114H76ZM81 115H83V114H81ZM89 115H91V114H89ZM104 115L102 116L103 118H104ZM108 115V114H107ZM109 115V116H110ZM119 115V114H118ZM122 115V114H121ZM139 115H137V116H139ZM145 115V114H144ZM143 115V116H144ZM153 115V114H152ZM155 115V114H154ZM157 115H158V113H157ZM156 115V116H157ZM164 115V114H163ZM169 115V114H168ZM186 115H187V113H186ZM21 116V115H20ZM27 116V115H26ZM26 116H24V117H26ZM58 116V115H57ZM60 116H62V115H60ZM63 116H64V114H63ZM100 116V115H99ZM106 116V115H105ZM150 116V115H149ZM149 116H147V120L150 118ZM155 116V117H156ZM189 116V115H188ZM192 116H193V114H192ZM204 117V115L202 114L201 115V117ZM206 116V115H205ZM34 117V116H33ZM38 117V116H37ZM43 117H45V116H43ZM49 117H51L50 115H49ZM48 117V118H49ZM53 117H56V116H53ZM67 117V116H66ZM74 117V116H73ZM81 117V116H80ZM83 117V116H82ZM91 117V116H90ZM101 117V116H100ZM107 117V116H106ZM105 117V118H106ZM145 117V116H144ZM144 117L142 118V117H140V118H142V119H144ZM149 117V118H148ZM154 117V118H155ZM160 117V116H159ZM164 117H166V116H164ZM168 117L169 116H167V118H165L166 120L168 119ZM183 117H185V116H183ZM187 117V116H186ZM190 117V116H189ZM194 117H196V116H194ZM223 117H226V116H222L221 118H222V120L224 119L225 120V118H223ZM12 118H13V116H12ZM16 118V116L14 117V119ZM23 118V117H22ZM36 118V117H35ZM46 118H47V116H46ZM52 118V117H51ZM63 118V117H62ZM77 118H79L78 116L76 117V119ZM94 118H95V116H94ZM93 118V119H94ZM97 118L99 119V117H98V115H97ZM97 118L96 119H94V120H97ZM111 118V117H110ZM114 118H115V115H114ZM119 119L121 118V117H118ZM134 118H136V117H134ZM133 118V119H134ZM138 118V117H137ZM152 118V117H151ZM153 118V119H154ZM192 118V117H191ZM211 118V117H210ZM214 118V117H213ZM216 118V117H215ZM238 118V117H237ZM19 119V118H18ZM33 119V118H32ZM40 119V118H39ZM52 119H54V118H52ZM58 119V118H57ZM60 120H62L61 118H59ZM64 119V118H63ZM91 119V118H90ZM118 119V120H119ZM122 119V118H121ZM142 119H140V122H141V120ZM163 119V118H162ZM183 119H185V118H183ZM217 119V118H216ZM215 119V120H216ZM41 120H42V116H41ZM66 120V119H65ZM64 120V121H65ZM68 120H69V118H68ZM72 120V119H71ZM81 120L83 121L84 119H82L81 118ZM87 121L89 120L88 118L86 119ZM93 120V121H94ZM102 119H100V121H101ZM107 120V119H106ZM105 120V121H106ZM113 119H111V121H112ZM115 120H117V118L115 119ZM125 120V119H124ZM149 120H152V119H149ZM155 120V119H154ZM153 120V121H154ZM157 120V119H156ZM188 120V119H187ZM221 120V119H220ZM223 120V122H225ZM18 121V120H17ZM17 121H16V123H17ZM31 121V120H30ZM43 121V120H42ZM40 122V120H39V122L42 124L43 122ZM55 121V120H54ZM77 121V120H76ZM87 121H85V123L87 122ZM104 121V120H103ZM108 121H110V120H108ZM108 121H106V122H108ZM120 121V120H119ZM126 121V120H125ZM130 121H131V119H130ZM130 121H126V122H130ZM144 121V120H143ZM153 121H152V123H153ZM159 121V120H158ZM184 121V120H183ZM217 121V120H216ZM215 121V122H216ZM219 121V120H218ZM227 121H229V119L227 120ZM28 122V121H27ZM36 122V121H35ZM34 122V123H35ZM38 122V121H37ZM38 122V123H39ZM47 122H49L48 121V119H47ZM58 122V121H57ZM81 122V121H80ZM84 122V121H83ZM83 122H81V123H83ZM98 122H99V120H98ZM118 122V121H117ZM125 122V123H126ZM139 122V123H140ZM146 122H148V121H146ZM146 122H144V123H146ZM156 122V121H155ZM163 122H164V120H163ZM199 122V121H198ZM197 121H186V123H182L183 124V126L182 125H180V127L182 126L183 128L185 127V129H183V132L181 133V134H183L184 136H186L187 137V139H195V138H199L198 139V141H200V139H201V141H200V144L202 143V142H205L204 143V145L206 144V142L208 143V146H204L205 148H200L201 146H200V144H199V146L196 148V146L197 145H195L196 143H199L198 141L196 142L195 140H192V141H195V142H192V144H191V146H192V148L190 149V148H188L187 146V148H188V150L190 149L191 150V159H194V158H198V159H205L206 161H204V162H207V159H209L210 157L209 156H211V155H209L210 153H212V155L214 154V152H216L215 150H216V148L220 145V144H217V143H215L217 140H218V138L220 137V135L221 136H224L223 135V133H220V134H218V133H216V135L214 136V138H210V136H213V135H211V133H209V131H208V133H207V131L206 130H203V129H201L202 128V126L198 123ZM206 122V121H205ZM205 122H203V124L205 125ZM207 122H209V120L207 121ZM247 122V121H246ZM37 123V124H38ZM39 123V124H40ZM51 123V122H50ZM49 123V124H50ZM59 123V122H58ZM57 123V124H58ZM77 123V122H76ZM79 123V122H78ZM91 123V122H90ZM94 123V122H93ZM92 123V124H93ZM100 123H102V121L101 122H99V123H96L95 125H98V124H100ZM104 123V122H103ZM102 123V125H105V124H103ZM119 123V122H118ZM117 123V124H118ZM120 123H121V121H120ZM119 123V124H120ZM127 123V124H128ZM134 123V122H133ZM132 123V124H133ZM136 123V122H135ZM139 123H137V124H139ZM181 122H179L178 124H180ZM201 123V122H200ZM221 123V125H222V121L220 122ZM238 123V122H237ZM250 124H251V122H249ZM28 124V123H27ZM31 124V123H30ZM48 124V123H47ZM60 124H61V122H60ZM64 124V123H63ZM84 124V123H83ZM87 124V123H86ZM91 124V125H92ZM112 124H113V121H112ZM117 124H116V126H114V127H117ZM197 124H199V126H201V128H196L195 126L197 125ZM207 125H208V123H206ZM210 124V123H209ZM213 124V123H212ZM212 124H211V126H212ZM215 124V123H214ZM243 124V123H242ZM252 124H254V122L252 123ZM257 124V123H256ZM255 124V125H256ZM45 125V124H44ZM70 125V124H69ZM85 125V124H84ZM89 125V124H88ZM145 125V124H144ZM144 125H143V127H144ZM149 125H150V123H149ZM151 125H153V124H151ZM150 125V127L152 128V126ZM162 126H164L163 124H161ZM169 125H171L172 126V124H169ZM203 125V126H204ZM224 125V124H223ZM229 125V124H228ZM232 125H233V123H232ZM241 125V124H240ZM239 125V126H240ZM255 125H253V126H255ZM13 126V125H12ZM38 126V125H37ZM40 126V125H39ZM38 126V127H39ZM43 126V125H42ZM64 126V125H63ZM71 126H73L72 124H71ZM78 126H80L79 124H78ZM90 126V125H89ZM108 126V125H107ZM109 126H112L111 125V123H110V125ZM119 126H121L122 128L121 129H124V128H127L128 130L130 129V128H132V127H134L135 128V126L133 125V126H129V124H128V126L130 127H128V126H126V124H124V123H122V124H120ZM148 126V125H147ZM147 126H145V127H147ZM178 126V125H177ZM176 126V127H177ZM206 126V125H205ZM214 126H216V125H214ZM230 126V125H229ZM15 127V126H14ZM32 127H34V125L32 126ZM61 127V126H60ZM66 127V126H65ZM68 127V126H67ZM74 127H75V125H74ZM92 127V126H91ZM98 127V126H97ZM103 127V126H102ZM140 127V126H139ZM154 127H155V123H154ZM159 127H161V126H159ZM173 127H174V125H173ZM221 127V126H220ZM231 127V126H230ZM238 127V126H237ZM256 127V126H255ZM28 128V127H27ZM30 128H31V126H30ZM64 128V127H63ZM77 128V127H76ZM87 128H89V127H87ZM99 128H101V127H99ZM104 128L106 129V126H104ZM111 128V127H110ZM142 128V127H141ZM162 128V127H161ZM164 128H168V125H167V127H164ZM170 128H172V127H170ZM209 128V127H208ZM211 128V127H210ZM227 127H226V125L225 126H223V128H221V129H223V132L225 133V132H228L229 130L228 129H226ZM251 128H253L252 126H251ZM38 129V128H37ZM46 129V128H45ZM69 129V128H68ZM79 129V128H78ZM92 129V128H91ZM96 129V128H95ZM137 129H138V127H137ZM140 129V128H139ZM149 129V128H148ZM156 129V128H155ZM159 129V128H158ZM177 129V128H176ZM180 129V128H179ZM220 128H218V129H214V130H221ZM228 130V131H224V130ZM231 129V128H230ZM239 129H242V128H239ZM247 129V128H246ZM254 129V128H253ZM34 130V129H33ZM36 130V129H35ZM41 130L42 131H45V130H43V127H41ZM40 130V131H41ZM75 130V129H74ZM73 130V131H74ZM85 130H86V128H85ZM89 130V129H88ZM97 130V129H96ZM103 130V129H102ZM107 130V129H106ZM111 130V129H110ZM120 130V127H118V128H113V130H111L110 131V133H108L107 131H105L104 133L103 132H101V133H103V134H100V135H102V138H99V139H97V137L96 138H92L90 135H78V136H75L74 137V139H76V142H74L75 144H74V146L72 147V145L73 144H71L69 147H72V150L74 151L73 153H74V157L77 159V161H80V163H81V159L83 160V158H85L83 161L85 162L84 164H85V166L86 167H92V166H94V168L95 169H97L98 171L100 170V171H103L104 172V174L105 175H103V177L102 178H100V177H98L99 179H97V178H92V179H90V180H85V182L86 181H91L92 183L94 182V181H98V180H100V179H106V182L107 181H109V178H112V179H115V180H113V181H115V183L114 184H116V182L119 180V181H123V183H118V184H120V186H122V188L124 187V189L127 187V189H128V185H126L127 184V182H129V181H126V180H128V179H130V177L127 179H125V177H127L126 175H128V174H131V170H132V168H133V165H134V163L133 162H135V160L133 161V157H131V156H129L125 151H128V150H130V149H128V148H131V144L133 145V142H132V138L134 137V134L133 133H129V131H125L124 133L123 132H118ZM165 130V129H164ZM163 130V131H164ZM166 130H168V129H166ZM174 130H175V127H174ZM213 130V131H214ZM25 131V130H24ZM26 131H28V130H26ZM61 131V130H60ZM68 132H70L69 130H67ZM78 131V130H77ZM80 131H82L81 129H80ZM121 131V130H120ZM131 131V130H130ZM132 131H133V129H132ZM137 131V130H136ZM140 131V130H139ZM147 131V130H146ZM150 131H151V129H150ZM156 131V130H155ZM162 131V129H161V133L163 132ZM169 131H170V129H169ZM168 131V132H169ZM172 131H173V129H172ZM172 131H170L169 133L171 134V135H173L172 133H174V132H172ZM206 131V132H205ZM222 131V130H221ZM14 132H16V131H14ZM39 132V131H38ZM76 132V131H75ZM74 132V133H75ZM84 132V131H83ZM88 132V131H87ZM87 132H86V134H87ZM90 132L91 133H93L94 131H91L90 130ZM99 132V131H98ZM128 132V133H127ZM134 132V131H133ZM141 132V131H140ZM167 132V131H166ZM165 132V133H166ZM168 132L166 133L167 134V136L169 135L168 134ZM176 132H178V130H176L175 131V133ZM180 132V131H179ZM178 132V133H179ZM230 132H231V130H230ZM229 132V133H230ZM27 133H30V130H29V132H27ZM33 133V132H32ZM34 133H35V131H34ZM55 133V132H54ZM61 133V132H60ZM59 133V134H60ZM80 133H82V132H80ZM138 133V132H137ZM136 132H135V136H136V134H137ZM144 133V132H143ZM148 133H150L149 131H148ZM214 133V132H213ZM212 133V134H213ZM228 133V134H229ZM23 134V133H22ZM36 134V133H35ZM43 134V133H42ZM49 134V133H48ZM53 134V133H52ZM51 134V135H52ZM66 134H68L67 132H66ZM65 134V135H66ZM88 134H90V133H88ZM95 134V133H94ZM139 134V133H138ZM145 134V133H144ZM157 134H158V132H157ZM180 134V135H181ZM227 134V133H226ZM54 135V134H53ZM56 135H57V133H56ZM61 135V134H60ZM74 135V134H73ZM147 135V134H146ZM150 135V134H149ZM154 135H156L155 133H154ZM179 135V134H178ZM44 136V135H43ZM46 136V135H45ZM50 136V135H49ZM93 136V135H92ZM139 137H140V135H138ZM150 136H152V135H150ZM160 136V138H161V135H159ZM166 136V137H167ZM175 136V135H174ZM183 136V137H184ZM228 137L227 138V140H229V136L228 135H225V137ZM233 136V135H232ZM251 136V135H250ZM40 137H42V135L40 136ZM47 137V136H46ZM138 137V138H139ZM156 137H157V135H156ZM165 137V136H164ZM162 138V141L164 140V139H166V138ZM175 137H177V136H175ZM179 137H181V136H179ZM237 137V136H236ZM236 137L234 138V140H236ZM241 137H243V136H241ZM53 138V137H52ZM51 138V139H52ZM142 138V139H141ZM140 139H139V143H142V140H145V139H143V138H145V137H141ZM149 138V137H148ZM150 138H153V137H150ZM155 138V137H154ZM168 138H170V137H167V139ZM178 138V137H177ZM223 138V137H222ZM233 138V137H232ZM238 138V137H237ZM239 138H240V135H239ZM16 139V138H15ZM47 139V138H46ZM50 139V141H53V140H51ZM56 139V138H55ZM137 139V138H136ZM179 139V138H178ZM183 139V140H182ZM181 140L182 141H184V138H182ZM224 139V138H223ZM257 139V138H256ZM12 140V139H11ZM71 140V139H70ZM156 140V139H155ZM169 140V139H168ZM170 140H172V139H170ZM177 139H175L174 141H176ZM214 140V141H213ZM242 140V139H241ZM240 140V141H241ZM40 141V140H39ZM49 141V142H50ZM55 141V140H54ZM72 141V140H71ZM70 141V142H71ZM75 141V140H74ZM134 141V140H133ZM166 141V140H165ZM174 141H172V143L174 142ZM182 141H180V143L182 142ZM191 141V140H190ZM220 141V140H219ZM223 141V140H222ZM224 141H226V140H224ZM229 141H231V137H230V140ZM237 141H239V139L237 140ZM4 142H6V141H4ZM29 142V141H28ZM31 142V141H30ZM30 142L28 143V144H30ZM66 142H69V140H66ZM69 142V143H70ZM73 142V141H72ZM151 142V141H150ZM156 142V141H155ZM167 142V141H166ZM166 142H164V143H166ZM168 142H170V141H168ZM184 142H186V141H184ZM184 142H182V143H184ZM189 141L187 140V142L186 143H188ZM211 142H214L213 144L211 143ZM227 142V141H226ZM100 143H102V145L103 146H100L99 144ZM146 144H147V140H146V142H145ZM177 143V142H176ZM179 143V144H180ZM182 143L180 144L181 146V148H182V150H185V151H187L186 149V147H185V144L186 143H184L183 145H184V147H185V149H183V146H182ZM210 143V144H209ZM220 143V142H219ZM235 144L237 143V142H234ZM239 143V142H238ZM237 143V144H238ZM241 143H242V141H241ZM240 143V144H241ZM9 144V143H8ZM16 144V143H15ZM14 144V145H15ZM98 144V145H97ZM144 144V143H143ZM142 144V145H143ZM152 144V143H151ZM153 144H154V141H153ZM152 144V145H153ZM157 144V143H156ZM169 144V143H168ZM168 144H166V145H168ZM203 144V143H202ZM222 144H223V142H222ZM225 144V143H224ZM228 143H226V145L225 146H219L218 147V149L219 148H223V149H221V151L223 152H232V156H231V159L233 160V159H235L236 157V155L238 154V152H240L239 150H242V151H245V149H243V145H240V144H238L239 145V147H237V144L235 145L234 144V146L233 147H230V146H228L227 145ZM233 144V143H232ZM21 144H19L18 146H20ZM25 145V144H24ZM23 145V146H24ZM35 145V144H34ZM42 145H43V142H42ZM175 145V144H174ZM187 145V144H186ZM231 145V144H230ZM17 146V145H16ZM137 146H140V144H138V145H136V148H137ZM146 145H144V147H145ZM177 146H178V143H177ZM211 146H213V148H210ZM228 146V147H227ZM241 146H243V147H241ZM5 147V146H4ZM25 147H26V145H25ZM42 147L43 146H41V149H42ZM133 147V146H132ZM150 147V146H149ZM152 147V146H151ZM155 147V146H154ZM170 147L171 146H169V149L168 150H170L171 151V149H170ZM180 147H179V150H180ZM7 148V147H6ZM5 148V149H6ZM12 148H14V147H12ZM19 148V147H18ZM23 148V147H22ZM22 148H20V150L22 151ZM28 148H30V147H28ZM28 148H26V149H28ZM36 148V147H35ZM45 148V147H44ZM145 148H147V147H145ZM165 147L163 146L162 147V150L164 149ZM168 148V147H167ZM167 148H165L164 150L166 151V153L168 152L167 151ZM173 148L175 149L176 148V146H173ZM25 148H24V150H26ZM41 149H40V151H41ZM132 149V148H131ZM141 149H143V148H141ZM148 149V148H147ZM146 149V150H147ZM150 149H153V147L152 148H149V151H150ZM158 149V146H157V148H156V150ZM159 149H160V147H159ZM159 149H158V151H159ZM3 150H4V148H3ZM3 150H1V151H3ZM18 150V149H17ZM139 150H140V148L138 149V152H139ZM212 150H214V152H212ZM4 151H6V150H4ZM21 151H18V152H21ZM89 151L90 152H92L91 153V156H87V154L89 153ZM172 151H173V149H172ZM177 152V150L175 149L173 152ZM247 151V150H246ZM7 152H9V150L7 151ZM33 152H35V151H33ZM37 152V151H36ZM42 152V151H41ZM69 152H71V149H69V150H67V153H69ZM146 152V151H145ZM190 152V151H189ZM221 152V153H222ZM222 153L223 155L225 154V153ZM5 153V152H4ZM12 153V152H11ZM72 153V154H73ZM87 153V154H86ZM126 153V154H125ZM140 153V152H139ZM142 153V152H141ZM159 153V152H158ZM161 153V152H160ZM169 153H171V152H169ZM183 153V152H182ZM185 153V152H184ZM219 153H220V149H219ZM220 153V154H221ZM6 154V153H5ZM31 154V153H30ZM36 154V153H35ZM71 154V153H70ZM82 154H85V155H82ZM161 154H164V152L163 153H161ZM222 154H221V156H222ZM230 154V153H229ZM68 155V154H67ZM132 155V154H131ZM136 155H138V157H139V154L138 153H136V154H134V156H136ZM167 155V154H166ZM166 155L164 156V157H166ZM184 155V154H183ZM182 155V156H183ZM188 155H190V154H188ZM3 156V155H2ZM5 156V155H4ZM14 156V155H13ZM69 156V155H68ZM70 156H72V158H73V155H70ZM86 156V157H85ZM185 156V155H184ZM227 155H225V157H226ZM230 156V155H229ZM228 156V157H229ZM7 157V156H6ZM9 157L11 158V156L9 155ZM15 157V156H14ZM88 157V158H87ZM137 157V156H136ZM188 156L186 155V157L185 158H187ZM13 158V157H12ZM70 158V157H69ZM71 158V159H72ZM87 158V159H86ZM135 158V157H134ZM141 158V157H140ZM188 158H190V157H188ZM187 158V159H188ZM213 158V157H212ZM217 158H218V155H217ZM217 158H214V160L215 159H217ZM222 158H224L223 156H222ZM227 158V157H226ZM230 158V157H229ZM6 159H8V158H6ZM74 159V158H73ZM179 159H181V158H179ZM68 160H70V159H68ZM188 160H190V159H188ZM187 160V161H188ZM220 160V159H219ZM225 160V159H224ZM66 161V160H65ZM140 161V160H139ZM168 161V160H167ZM167 161H165V162H167ZM170 161H172V160H170ZM180 161V160H179ZM184 161V160H183ZM183 161H180L181 162V164H183L184 162ZM165 162H164V164H165ZM183 162V163H182ZM190 163H192L191 161H189ZM189 162H185L184 164L186 165V167H188L187 166V164L186 163H189ZM196 162V161H195ZM200 162V161H199ZM199 162H198V164H199ZM202 162L203 161H201V164H202ZM220 162V161H219ZM226 162V161H225ZM231 163V161H228V163ZM234 162H236L235 160H234ZM234 162H233V164H234ZM3 163V162H2ZM1 163V164H2ZM67 163V162H66ZM71 163V162H70ZM79 163V164H80ZM140 163V162H139ZM171 164H172V162H170ZM212 163H215L216 164V162L214 161L213 162V160H212ZM217 163H218V160H217ZM221 163H223V162H221ZM229 163V164H230ZM237 163V162H236ZM79 164H78V166H79ZM82 164H83V162H82ZM135 164H138V163H135ZM142 164V163H141ZM140 164V165H141ZM146 164V163H145ZM173 164H177L178 165V162L176 163H173ZM198 164H196L195 163V165H198ZM204 164V163H203ZM208 164H210L209 162L207 163V168L208 169H210V168H212V167H210V165H209V167H208ZM224 164V163H223ZM232 164V163H231ZM230 164V165H231ZM232 164V165H233ZM248 164V163H247ZM66 165V164H65ZM69 165V164H68ZM152 165H153V163H152ZM184 165V166H185ZM213 165V164H212ZM211 165V166H212ZM218 165H220V164H218ZM227 165V164H226ZM230 165H228V166H230ZM29 166V165H28ZM166 166V165H165ZM172 166V165H171ZM179 166V165H178ZM181 166V165H180ZM192 166V165H191ZM205 166H206V163H205ZM204 166V167H205ZM214 166V165H213ZM223 166H225V165H223ZM66 167V166H65ZM77 166H75V168H76ZM143 167V166H142ZM152 167V166H151ZM168 167H170V166H168ZM175 167H176V165H175ZM181 167H183V166H181ZM185 167V168H186ZM198 167V166H197ZM199 167H201L200 166V164H199ZM203 167V166H202ZM217 167V165H215V168ZM218 167H220V166H218ZM221 167H222V165H221ZM220 167V168H221ZM227 166H225V168H226ZM66 168H69V167H66ZM71 168V167H70ZM78 168V167H77ZM83 168H84V166H83ZM87 168V169H88ZM136 168H138V166H136ZM177 168V167H176ZM219 168V169H220ZM230 168H232V167H230ZM86 169V168H85ZM85 169H83V170H85ZM180 170H181V168H179ZM183 169H184V167H183ZM188 169V168H187ZM208 169H206V170H208ZM218 169V168H217ZM218 169V170H219ZM221 169H223V168H221ZM226 169H228V167L226 168ZM89 170V169H88ZM96 170V171H97ZM186 170V169H185ZM192 170V169H191ZM199 170V168L197 169V171ZM202 170V169H201ZM201 170H200V172H201ZM224 170V169H223ZM133 171H135V170H133ZM138 171H139V169H138ZM209 171V170H208ZM222 171V170H221ZM91 173H92V171H90ZM89 171L87 172L88 173V175L87 176H84V177H90L92 174L90 173ZM194 172V171H193ZM199 172V171H198ZM216 172H217V170H216ZM219 172V171H218ZM217 172V173H218ZM224 171H222V173H223ZM91 175H90V174ZM133 173V172H132ZM135 173V172H134ZM181 173V172H180ZM183 173V172H182ZM205 173H206V171H205ZM208 173H211V172H208ZM70 174V173H69ZM84 174H86V172L84 173ZM97 174V173H96ZM136 174V173H135ZM200 174V173H199ZM202 174H204V171H203V173ZM207 174V173H206ZM214 174V173H213ZM193 175V174H192ZM210 175V174H209ZM208 175V176H209ZM217 175V177L218 178H216V179H218V181L220 182L221 181V185L223 186V187H220L221 185L219 184V185H217V187L219 186L220 188H224V186H226V185H223V184H225V182L227 181V183L226 184H233L234 182H233V180H235L233 177H229V176H227V175H225V176H227L226 178H221V174H216ZM215 175V176H216ZM223 175H224V173H223ZM8 176V175H7ZM191 176V175H190ZM205 176V175H204ZM197 177H199V176H197ZM8 178V177H7ZM200 178V177H199ZM211 179H212V177H210ZM221 178V180H219ZM236 178V177H235ZM5 179H6V177H5ZM4 179V180H5ZM9 179V178H8ZM108 179V180H107ZM203 179V178H202ZM206 180H207V177L205 178ZM208 179H209V177H208ZM7 180V179H6ZM93 180V181H92ZM117 180V181H116ZM186 180V179H185ZM197 180H198V178H197ZM214 180H215V178H214ZM8 181V180H7ZM12 181H13V179H12ZM12 181H10V182H12ZM15 181V180H14ZM46 181V180H45ZM44 181V182H45ZM73 181V180H72ZM74 181H76V180H74ZM83 181V180H82ZM118 181V182H119ZM125 181V182H124ZM130 181L131 182H133L132 184H134V181H132L131 179H130ZM200 181V180H199ZM202 181V180H201ZM212 181H213V179H212ZM223 181V182H222ZM16 182V181H15ZM78 182V181H77ZM80 182V181H79ZM105 182V183H106ZM110 182V181H109ZM138 182V181H137ZM141 182V181H140ZM175 182V181H174ZM173 182V183H174ZM182 182V181H181ZM184 182V181H183ZM190 183H191V181H189ZM217 182V181H216ZM228 182H232V183H228ZM240 182V181H239ZM243 182V181H242ZM246 182V181H245ZM45 183H47V182H45ZM75 183V182H74ZM83 183H84V181H83ZM90 182H88V184H89ZM111 183V182H110ZM110 183H107V184H110ZM130 183V182H129ZM136 183V182H135ZM165 183V182H164ZM167 183V182H166ZM170 183V182H169ZM185 183V182H184ZM182 184V186H184L185 184H187V183H185V184ZM194 183H195V181H194ZM193 183V184H194ZM198 183H201V182H198ZM202 183H203V181H202ZM201 183V184H202ZM218 183V182H217ZM238 183V182H237ZM241 183V182H240ZM239 183V184H240ZM8 184H9V182H8ZM11 184V183H10ZM12 184H15V183H12ZM51 184H53V183H51ZM78 184V183H77ZM80 184H82V183H80ZM112 184V183H111ZM110 184V185H111ZM131 184V183H130ZM131 184V185H132ZM176 184V183H175ZM178 184V183H177ZM176 184V185H177ZM180 184V183H179ZM200 184V185H201ZM246 183H244V184H242V186H244ZM1 185V184H0ZM34 185H36L35 183H34ZM33 185V186H34ZM82 185H85L86 186V184H82ZM125 185V186H124ZM130 185V186H131ZM142 185V184H141ZM192 185V184H191ZM195 185H197V184H195ZM195 185H193V186H195ZM199 185V186H200ZM241 185V184H240ZM2 186V185H1ZM28 186H30V185H28ZM47 186H48V184H47ZM47 186H45V187H47ZM98 186H100V185H98ZM114 186V185H113ZM119 186V187H120ZM135 186H137V185H135ZM144 186V185H143ZM167 186V185H166ZM175 186V185H174ZM173 186V187H174ZM177 186H179V185H177ZM186 186V185H185ZM184 186V187H185ZM188 186V185H187ZM186 186V189H188V187H191V186H188L187 187ZM203 185H201V187H202ZM206 186V185H205ZM208 186H209V184H208ZM216 186V185H215ZM214 186V187H215ZM229 186V185H228ZM233 186H235V188H237V186L234 184ZM76 187V186H75ZM88 187V186H87ZM84 188V189H87V191H88V188ZM108 187V186H107ZM109 187H111V186H109ZM119 187H117V188H119ZM176 187V186H175ZM183 187V190L185 189ZM197 187V186H196ZM200 187V188H201ZM27 188V187H26ZM49 188V187H48ZM79 188H80V186H79ZM83 188V187H82ZM94 188V187H93ZM112 188V187H111ZM110 188V189H111ZM116 188V189H117ZM130 188V187H129ZM139 188V187H138ZM160 188V187H159ZM162 188V187H161ZM179 188H182V187H179ZM200 188H198V189H200ZM203 188H204V186H203ZM205 188H207V187H205ZM204 188V189H205ZM50 189H51V187H50ZM49 189V190H50ZM74 189V188H73ZM76 189V188H75ZM105 189V188H104ZM104 189L102 190V189H100V190H102V192H104ZM108 189V188H107ZM115 189V190H116ZM127 189H126V193H127ZM140 189V188H139ZM176 189V188H175ZM191 189V188H190ZM195 189V188H194ZM208 189V188H207ZM214 188H212V191H210V193L211 192H214V190H213ZM215 189H216V187H215ZM225 189V188H224ZM241 189V188H240ZM32 190H33V188H32ZM48 190V191H49ZM64 190H65V188H64ZM78 190V189H77ZM83 190V189H82ZM91 190V189H90ZM95 190V189H94ZM98 190V189H97ZM113 190V189H112ZM115 190H113V191H115ZM118 190V189H117ZM116 190V191H117ZM120 190H122L121 188H120ZM132 190H133V188H132ZM131 190V191H132ZM142 190V189H141ZM169 190V189H168ZM171 190H173L174 191V188L172 189V187H171ZM177 190V189H176ZM179 190V189H178ZM176 191L175 193H174V195H173V193H171L172 194V196H176V198H174L173 199V197H172V199H170L169 200V208L168 209H166V207H165V205H162V204H158V203H155V206H154V211H153V215L151 216V217H149L147 220L149 221V222H144V223H142V222H140V221H138V210L135 208V210H136V214H135V216H134V218H132L131 220H129V221H134V224H131V225H126L127 226V228L126 229H122L121 230V228L120 227H118V228H116V229H114L113 227H108V224L105 222V226H104V228L101 230L102 232H100L99 231V229H98V224H100V222H103V220H105V221H107L108 222V220H111V217H112V219H113V215L111 216V212L112 211H110V210H107V206H106V204L107 203H102L101 204V202L103 201H99L100 202V204L99 205H97V203L95 202L96 200H97V197H99V196H96L95 197V201H93V205L94 206H96L94 209H91L92 208V204L90 205L91 207L87 210V213H81L82 212V210H81V214H86V215H88L89 217L90 216H92L93 217V219H95L94 221L95 222H93L92 223V225H93V229H94V231H92V233L94 234L93 236H95V234H100V235H102L103 236V240H106L107 242H108V239L110 240V243H109V245H106L105 246V249L104 250H109V249H112L113 248V251L114 250H117V251H119V254H120V256L122 257V260H126L127 262H129V263H127V264H235V262H236V260L235 259H239V258H241V257H243V256H245V257H247V258H249V261H251V262H255L256 261V256L258 255V253H259V251H257V250H254V245H252L251 243H250V245H249V241H250V238H249V235H250V232H251V230H250V232L248 231V227H249V223H251L252 222V219L250 220L248 217V220H246V219H241L239 216V214H237V215H235V214H231L232 212L231 211H229L230 210V207H229V205H228V203L230 202H228V203H226V201L230 198V197H232L233 196V193L234 192H236L234 189H233V193L231 192V194L230 193H228V191H226L225 190V192L224 193H222V192H220V191H218L217 189V191L218 192H216V193H212V194H210V193H208V192H206V193H208L209 195H206L205 194V196H200V194H198V196H194V195H192V192H194V191H192L191 193H190V191H188V193L189 194H191V195H189V196H187L188 195V193H186V195L185 194H183L181 191ZM181 190V189H180ZM206 190V189H205ZM204 190V191H205ZM209 190V189H208ZM222 190V189H221ZM227 190H230V188H228ZM231 190H232V188H231ZM44 191V190H43ZM70 191V190H69ZM76 191V190H75ZM80 191V190H79ZM92 191V190H91ZM108 191L110 192V190L108 189ZM134 191V190H133ZM136 191V190H135ZM138 191V190H137ZM137 191H136V193H137ZM164 191V190H163ZM162 191V192H163ZM172 191V192H173ZM196 191V190H195ZM207 191V190H206ZM224 191V190H223ZM241 191V190H240ZM36 192V191H35ZM73 192V191H72ZM120 192V191H119ZM119 192L117 191V193L118 194H116V195H119ZM124 193H125V191H123ZM143 192V191H142ZM199 192V191H198ZM203 192V191H202ZM43 193V192H42ZM81 193V191L79 192V194ZM84 193V192H83ZM88 193V192H87ZM90 193V192H89ZM95 193V192H94ZM97 193H98V191H97ZM96 193V194H97ZM101 193V191L99 192V194ZM128 193H129V191H128ZM135 193V192H134ZM133 193V194H134ZM141 193V192H140ZM195 193V192H194ZM221 193V194H220ZM44 194V193H43ZM85 194H86V192H85ZM99 194H97V195H99ZM121 194V193H120ZM123 194V193H122ZM139 194V193H138ZM163 194H165V193H163ZM203 194H204V192H203ZM250 194V193H249ZM39 195H41V194H39ZM81 195H83V194H80V196ZM91 195V194H90ZM101 195V194H100ZM105 195V194H104ZM116 195H114V196H116ZM123 195H125V194H123ZM128 195V194H127ZM130 195V194H129ZM128 195V196H129ZM132 195V194H131ZM166 195H168V194H166ZM236 195H237V193H236ZM238 195H239V193H238ZM247 195V194H246ZM94 196V195H93ZM121 196V195H120ZM127 196V197H128ZM134 196V195H133ZM132 196V197H133ZM242 196V195H241ZM42 197V196H41ZM46 197V196H45ZM61 197V196H60ZM72 197V196H71ZM77 197V196H76ZM86 196L84 195V198H85ZM101 197H103L102 195H101ZM113 197V196H112ZM111 197V198H112ZM117 197V196H116ZM125 197V196H124ZM123 197V198H124ZM132 197H130V199L132 198ZM140 197V196H139ZM188 197V198H187ZM237 197V196H236ZM39 198V197H38ZM73 198V197H72ZM78 198H80L79 196H78ZM104 198V197H103ZM107 198V197H106ZM110 198V197H109ZM111 198H110V200H111ZM114 198V197H113ZM118 198V197H117ZM122 198V197H121ZM129 198V197H128ZM128 198H127V200H128ZM140 198H142V197H140ZM139 198V199H140ZM228 198V199H227ZM232 198H234V197H232ZM245 198V197H244ZM253 198V197H252ZM30 199V198H29ZM85 199H87V197L85 198ZM84 199V200H85ZM88 199H89V197H88ZM125 199V198H124ZM135 199V198H134ZM144 199V198H143ZM143 199H141V200H143ZM164 200H166L167 198L165 197V198H163ZM246 199V198H245ZM248 199H250V198H248ZM255 199V198H254ZM36 200H38V199H36ZM69 200V199H68ZM115 200H117L116 198H115ZM114 200V201H115ZM121 200V199H120ZM140 200V201H141ZM147 200V199H146ZM46 201V200H45ZM44 201V202H45ZM104 201L106 202V200L104 199ZM103 201V202H104ZM131 200H129V202H130ZM138 202H139V200H137ZM153 201V200H152ZM162 201V200H161ZM235 201H237V198H236V200ZM241 201V200H240ZM250 201V200H249ZM253 200H251V202H252ZM33 202V201H32ZM50 202V201H49ZM67 202V201H66ZM75 202V201H74ZM81 202V201H80ZM90 202V201H89ZM111 202H112V200H111ZM110 202V203H111ZM135 202V201H134ZM134 202H131V203H134ZM142 202V201H141ZM233 202V201H232ZM231 202V203H232ZM245 202V201H244ZM30 203V202H29ZM65 203V202H64ZM69 204H70V202H68ZM88 203V202H87ZM112 203H114V202H112ZM111 203V204H112ZM129 204L130 206H134L135 205V203H137V202H135L133 205L132 204ZM146 203V202H145ZM149 203V202H148ZM162 203V202H161ZM167 203V202H166ZM226 203V204H225ZM230 203V204H231ZM242 203V202H241ZM31 204V203H30ZM39 204V203H38ZM48 204V203H47ZM60 204H62V203H60ZM69 204H67L66 205V207L69 205ZM109 204V203H108ZM118 204H119V202H118ZM138 204V203H137ZM239 204V203H238ZM237 204V205H238ZM114 205V209H115V203L113 204ZM113 205H112V207H113ZM240 205H242V204H240ZM239 205V206H240ZM243 205H244V203H243ZM27 206V205H26ZM37 206V205H36ZM49 206V205H48ZM77 206H78V203H77ZM121 206V204L119 205V207ZM126 207H127V205H125ZM129 206V207H130ZM143 206V205H142ZM144 206H147V205H144ZM233 206V205H232ZM236 206V205H235ZM62 207V206H61ZM65 207V206H64ZM65 207V208H66ZM69 207V206H68ZM68 207H67V209H68ZM71 207H75L74 205L72 206L71 205ZM87 207V206H86ZM111 207V206H110ZM117 207V206H116ZM123 207V206H122ZM125 207V208H126ZM137 207V206H136ZM139 207V206H138ZM137 207V208H138ZM245 207H246V205H245ZM63 208V207H62ZM124 208V207H123ZM131 208V207H130ZM134 208V207H133ZM150 208V207H149ZM148 208V209H149ZM233 208V207H232ZM238 210L241 208V206H240V208L239 207H236ZM21 209V208H20ZM47 209V208H46ZM67 209H66V211H67ZM78 209H79V207H78ZM78 209H77V211H78ZM82 209V208H81ZM108 209H109V207H108ZM117 209V208H116ZM146 209V208H145ZM147 209V210H148ZM233 209H235V208H233ZM71 210V209H70ZM69 210V211H70ZM91 210V211H90ZM132 210V209H131ZM134 210V211H135ZM141 210H143V209H141ZM140 210V211H141ZM232 210V209H231ZM60 211V210H59ZM62 211V210H61ZM72 211V210H71ZM119 211L121 212L122 210L121 209H119ZM229 211V212H228ZM241 211H242V209H241ZM49 212H51V211H49ZM48 212V213H49ZM63 212V211H62ZM62 212H61V214H62ZM64 212H65V210H64ZM73 212V211H72ZM84 212V211H83ZM85 212H86V210H85ZM88 212H89V214H88ZM143 212V211H142ZM239 212V211H238ZM24 213H26V211H24ZM47 213V212H46ZM66 213V215H64V217L65 216H67V212H65ZM71 213V212H70ZM115 213V212H114ZM122 213V212H121ZM120 213V214H121ZM126 213V212H125ZM125 213H122L121 215H123V214H125ZM130 213V212H129ZM132 213H133V210H132ZM132 213H130V214H132ZM17 214V213H16ZM27 214V213H26ZM60 214V213H59ZM60 214V215H61ZM78 214H79V212H78ZM117 214V213H116ZM248 214V213H247ZM14 215H15V213H14ZM52 215V214H51ZM51 215H49V216H51ZM141 215V214H140ZM25 216V215H24ZM45 217L47 216V214L46 215H44ZM79 216V215H78ZM78 216H77V218H78ZM114 216H116V215H114ZM124 216H126V215H124ZM129 216V215H128ZM141 216H144V215H141ZM148 216V215H147ZM149 216H150V214H149ZM244 216V215H243ZM29 217V216H28ZM62 217H63V215H62ZM61 217V218H62ZM69 217V216H68ZM82 217V216H81ZM129 217H131V216H129ZM239 217V218H238ZM50 218V217H49ZM58 218V217H57ZM73 218V217H72ZM76 218V217H75ZM74 218V219H75ZM88 218V217H87ZM86 217H85V219H87ZM100 218H102L103 220H101ZM117 219H121V217L119 218V217H116ZM145 218V217H144ZM45 219V218H44ZM43 219V221H47V219L46 220H44ZM83 219V218H82ZM84 219V220H85ZM90 219H92V218H90ZM116 219V220H117ZM64 220H66V219H64ZM63 220V221H64ZM72 220V219H71ZM79 221H80V218L78 219ZM144 220V219H143ZM55 221V220H54ZM53 221V222H54ZM67 222H68V220H66ZM70 221V220H69ZM89 221V220H88ZM92 221V220H91ZM113 221H115V220H113ZM121 221V220H120ZM120 221L118 222V223H120ZM123 222V221H122ZM121 222V223H122ZM124 222H125V220H124ZM45 223V222H44ZM72 223V222H71ZM86 223V222H85ZM104 223V222H103ZM125 223H127V222H125ZM129 223V222H128ZM145 223H149L148 225L147 224H145ZM254 223V222H253ZM61 224V223H60ZM63 224H64V222H63ZM73 224V223H72ZM89 224H90V222H89ZM111 224V223H110ZM64 225H66V224H64ZM77 225V224H76ZM87 225V224H86ZM113 225V224H112ZM116 225V224H115ZM48 226V225H47ZM46 226V227H47ZM53 226V225H52ZM91 226V225H90ZM114 226V225H113ZM118 226V225H117ZM254 226V225H253ZM256 226V225H255ZM255 226L253 227V228H255ZM258 226V225H257ZM256 226V227H257ZM34 227V226H33ZM48 227H50V226H48ZM47 227V228H48ZM54 227H56V226H54ZM58 227V226H57ZM62 227H63V225H62ZM65 227V226H64ZM76 227V226H75ZM74 227V228H75ZM92 227V226H91ZM150 227H151V229L152 230H154V232H152V233H149V232H144V231H150L149 229H150ZM252 227V226H251ZM251 227H249V228H251ZM259 227V226H258ZM32 228V227H31ZM53 228V227H52ZM61 228V227H60ZM252 228V229H253ZM33 229V228H32ZM54 229H56V228H54ZM53 229V230H54ZM65 229V228H64ZM87 229H88V227H87ZM91 228H89V230H90ZM112 229H114L115 230V232H113L114 234H112L111 232L113 231ZM120 229V230H119ZM51 230V229H50ZM59 230V229H58ZM61 230H63L62 228H61ZM254 230V229H253ZM29 231V230H28ZM46 231L48 232V230L46 229ZM56 231V230H55ZM91 231V230H90ZM90 231H88V232H90ZM141 232L143 235H142V238L140 237V239L137 237V232ZM35 232V231H34ZM54 232V231H53ZM67 232H68V230H67ZM100 232V233H99ZM144 232V233H143ZM59 233V232H58ZM70 233V232H69ZM69 233H68V235H69ZM74 233V232H73ZM140 233V234H141ZM252 233V232H251ZM53 234V233H52ZM62 234V233H61ZM67 234V233H66ZM82 234V233H81ZM81 234H78V236L80 237V238H84V237H86L84 234V236L83 235H81ZM110 234H112V237H111V235ZM249 234V235H248ZM49 235H51V234H49ZM65 235V234H64ZM99 235V236H100ZM106 235L109 237H106ZM252 235V234H251ZM259 235V234H258ZM48 236V235H47ZM67 236V235H66ZM88 236H90V235H88ZM101 236V237H102ZM254 236L256 237V235L254 234ZM79 237H77V238H79ZM72 238V237H71ZM93 238V237H92ZM100 238V237H99ZM254 238V237H253ZM23 239V238H22ZM45 239V238H44ZM56 239H57V237H56ZM101 239V238H100ZM102 240V241H103ZM59 241V240H58ZM79 241H80V239H79ZM88 241V240H87ZM74 242H78V241H74ZM253 242V241H252ZM45 243V242H44ZM55 243V242H54ZM64 243V242H63ZM84 243H85V241H84ZM93 243V242H92ZM100 243H101V241H100ZM103 243H104V241H103ZM256 243V242H255ZM254 243V244H255ZM56 244V243H55ZM79 244V243H78ZM86 244H87V242H86ZM89 244V243H88ZM62 245V244H61ZM99 245H101V244H99ZM256 245V244H255ZM78 246V245H77ZM75 247V246H74ZM73 247V248H74ZM53 248V247H52ZM55 248V247H54ZM104 248V247H103ZM70 250V249H69ZM123 250V251H122ZM125 251V252H124ZM57 252V251H56ZM130 253V254H129ZM87 254V253H86ZM127 254H129V255H131V260L129 259L130 257L129 256H127ZM68 255V254H67ZM65 256V255H64ZM69 256V255H68ZM57 257V256H56ZM73 257V256H72ZM105 257V256H104ZM109 257V256H108ZM46 258V257H45ZM65 258V257H64ZM71 258V257H70ZM76 258H77V256H76ZM93 258V257H92ZM66 259V258H65ZM86 259H88V258H86ZM95 259V258H94ZM119 259V258H118ZM128 259L130 260V261H128ZM242 259V258H241ZM52 260V259H51ZM50 260V261H51ZM59 260V259H58ZM60 260H63V258H60ZM81 260V259H80ZM82 260H84V259H82ZM47 261H48V259H47ZM68 260H66V262H67ZM121 261V260H120ZM258 262H259V260H257ZM49 262V261H48ZM64 262V261H63ZM73 262V261H72ZM83 262V261H82ZM89 262V261H88ZM49 263H51V262H49ZM48 263V264H49ZM60 263H61V261H60ZM55 264V263H54ZM59 264V263H58ZM95 264H96V262H95ZM119 264H123L122 262H120ZM243 264V263H242Z\"/></svg>",
  "mask_w": 264,
  "mask_h": 264
}]
</instances>
